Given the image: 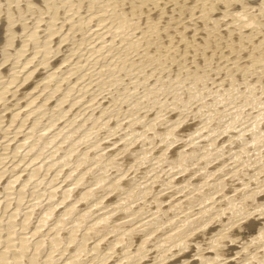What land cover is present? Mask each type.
<instances>
[{"label": "bare ground", "instance_id": "1", "mask_svg": "<svg viewBox=\"0 0 264 264\" xmlns=\"http://www.w3.org/2000/svg\"><path fill=\"white\" fill-rule=\"evenodd\" d=\"M5 0H0V15L1 14V11L4 9V6H2L1 4L4 3ZM8 2V5L9 7L6 9V13L4 16H6L4 18V16L2 15V18H4V20H6V22H0V66L5 64V61L9 58V56H12V54H14L15 57H12L14 58V66H12V68L10 67V69L12 70V73L10 74L9 73V78L8 79H5V80H2L0 81V105L3 104L4 102V98H5V95L6 93H8L9 91V86L12 85L15 80L19 79V77L16 75V74H20V72L22 71H17V70H14L15 68L17 67H20V70H24V68L26 69V66L30 65V63L35 59V56L36 54L40 53V56H41V60L39 62V64H47V60H48V55H50L54 50H51V48L54 49V47L50 46V43H53L52 42V39L54 37H56V33L57 32H60L59 29L61 30V28L58 27V25H56V20L58 21V17H60L61 15H59V8L60 6H58V2L57 3H52L50 0V3H49V11L51 8H54L53 10V15H51V21L47 22V28H45V30H47V34L46 36L44 35L45 40L44 42H39V35L41 30L39 27V22L41 20H36L35 23H34V26L32 28H29V30L27 31L26 28H27V23H23V25H21V31H27L23 37L24 39H22L21 43L20 44V48H18L16 51L11 52L9 51L10 50V47H12V45L14 44L13 40L15 39V34L17 35L16 31H18V29H14V23L17 24L15 21H16V13H15V6H17L18 8V5L19 3L21 2V0H6ZM23 1V0H22ZM60 2V4H62L63 2L66 3V7H65V11L66 13L67 12H70L72 14L76 13V11L79 9V8H83V4L80 5V1L78 0H57ZM24 2V1H23ZM29 2V4H32V6L34 5H38L39 4H36V0L35 1H27ZM47 2V0H46ZM56 2V0H55ZM62 2V3H61ZM44 3V2H43ZM48 3V2H47ZM6 4V3H5ZM86 4V3H85ZM84 4V5H85ZM101 4V7H100V10L98 9V13H96V11L94 12H91L90 14L88 15H85L84 17H82L80 15V17L77 19L79 21V26L82 28V26H86V24H88L89 22L92 21V18H95V21H96V25H100L102 22H105V32L107 33L108 37L104 38V34H106L105 32H103L102 34H100V36L98 35V37L100 38H103L101 43H100V48H97V50H95L94 52H97V51H100L101 49L103 50L105 47H110V45L114 44L115 42L116 43H122L121 46V50H129L130 49H133L135 47H137V44L139 43V41L142 39L143 40V44H145L144 46H146V44H154L153 46H160L161 43L160 41L161 40H164V39H161L165 36H161V33L164 32L165 34V31L167 30L168 31V24L169 22H173V19L176 20V18H180V16L182 17L181 19L179 20H176V22L180 21V20H183L182 23L177 27L175 28V30L171 31L172 28L166 33L167 36L166 38L168 39L167 41H165L164 45L165 47L167 48L166 52L168 53V50H171V49H174L173 50V53L175 54V52L177 51L178 48H174V46L177 44V43H181L182 41H188L187 43L184 41V44L180 45L179 49H182V52L183 53H189V56L191 54V57L193 60H195V56H197V58L199 59V61L201 60V62L203 61L204 64L206 61H208V59L211 57V56H215L213 54L215 53H219V49L218 48H222L221 50H223V55H220V56H223V57H227L229 56L230 54L234 55V57H237V56H241L242 55V58H240L239 56V59H240V62H241V59L243 60V56L245 57L244 61H242V63H239V59L238 60H235L236 62L238 61V63H233L235 65H233L232 63V66L233 68L235 69H238L240 68L242 70V72L244 70H246V72L250 69H254L256 67H260L259 64L261 65V63H264V0H91L89 4H87L90 8H93L95 7L96 5H99ZM125 4H128L124 7H122L123 5ZM6 4V7L8 6ZM64 5V4H63ZM87 5H85V7H87ZM3 8H2V7ZM25 6V5H24ZM31 6V7H32ZM44 6V5H43ZM54 6V7H53ZM82 6V7H80ZM100 6V5H99ZM29 6L27 5V8ZM37 7V6H36ZM41 8H43L42 6H40ZM46 7V6H45ZM51 7V8H50ZM2 8V10H1ZM38 8V7H37ZM62 8V7H61ZM15 9V10H14ZM20 13L21 11L25 10V9H21V7L18 8ZM31 9V8H30ZM40 9V8H39ZM64 9V8H63ZM87 9V8H86ZM96 9V8H94ZM93 9V10H94ZM38 10V9H37ZM92 10V9H91ZM92 10V11H93ZM18 11V13H19ZM152 12L153 15H151L150 13ZM52 12V11H51ZM149 12V13H148ZM4 13V12H3ZM27 13V12H25ZM100 13V14H99ZM22 14H24L22 12ZM28 14V13H27ZM34 14V13H33ZM43 14V13H42ZM45 14V13H44ZM20 15V14H18ZM29 15V14H28ZM39 15V14H38ZM77 15V14H76ZM84 15V14H83ZM43 16V15H42ZM1 17V16H0ZM34 16H32V19H33ZM65 17V16H64ZM70 17V16H69ZM68 17V18H69ZM82 17V18H81ZM28 18H31V17H28ZM47 18V17H45ZM77 18V17H76ZM139 18H142L144 20V24L147 25V28L144 27V32L143 30H141V27H139L140 29H137V30H141V32L143 33V35L145 36H140V34H137L139 35L138 37H136V39L132 38L131 36V31L134 29H136L138 26H141L142 24L139 22V24H137L138 26L135 27L134 25L136 24L135 21H137V19ZM25 19V18H24ZM31 19V20H32ZM62 19V18H61ZM70 19V18H69ZM72 20L75 19L74 18H71ZM198 20L199 22V26L196 28L194 27V25H196L197 21L195 22L194 21ZM49 20V18H48ZM64 20V18H63ZM174 20V22H175ZM33 21V20H32ZM70 21V20H69ZM94 21V22H95ZM141 21V20H140ZM34 22V21H33ZM43 22V20H42ZM74 21H72L73 23ZM92 22V23H94ZM142 22V21H141ZM202 22V24H201ZM31 23V22H30ZM28 23V24H30ZM76 23V22H75ZM138 23V22H137ZM180 23V22H178ZM58 24V22H57ZM63 24V23H62ZM78 24V22L76 23ZM174 24V23H173ZM176 24V23H175ZM31 25V24H30ZM43 25V24H42ZM41 25V26H42ZM69 25V24H68ZM103 25V24H101ZM145 25V26H146ZM29 26V25H28ZM40 26V27H41ZM45 26V25H44ZM134 26V27H133ZM144 26V25H143ZM142 26V28H143ZM58 27V28H57ZM64 27V26H63ZM76 27V25H75ZM90 27V26H89ZM101 27V26H100ZM170 27V26H169ZM172 27H175V26H172ZM194 27V29H193ZM205 27V28H204ZM39 31H38V29ZM96 28V27H94ZM145 28H146V32H145ZM91 29V28H90ZM103 29V28H102ZM44 30V31H45ZM93 30V29H92ZM91 30V31H92ZM98 30V29H97ZM126 30H128L126 32ZM134 30L132 31L134 33ZM188 30H193V36L191 39L190 38V34L187 33ZM19 32H20V29H19ZM40 32V33H39ZM46 32V31H45ZM89 32V31H88ZM87 32V33H88ZM172 32V33H171ZM189 32V31H188ZM21 33V32H20ZM91 33V32H90ZM89 33V34H90ZM132 33V34H133ZM145 33V34H144ZM63 34V33H62ZM189 34V35H188ZM135 35V34H134ZM136 35V36H137ZM41 36V35H40ZM53 36V38H51ZM58 36V35H57ZM61 38L60 40L58 41L59 43L60 42H64L65 43V39H66V35H60ZM59 36V37H60ZM106 36V35H105ZM22 37V38H23ZM42 37V36H41ZM96 37V36H95ZM115 37H118L115 38ZM135 37V36H134ZM44 39V38H43ZM98 39V38H97ZM114 42V40H116ZM68 40V39H67ZM95 40V38H94ZM141 40V41H142ZM140 41V42H141ZM57 42V43H58ZM92 42V41H91ZM95 42V41H94ZM163 42V41H162ZM33 43V53H32V56L28 57V59H26L24 62H20V58L23 56V53H25V48L27 46H29V44ZM102 43L105 44L102 46ZM115 43V45H116ZM160 43V44H159ZM15 44L16 43V40H15ZM142 44V43H141ZM92 45V44H91ZM163 45V46H164ZM212 45V46H211ZM62 46V45H61ZM162 46V47H163ZM140 47V45H139ZM142 47V46H141ZM147 49L151 48V45L149 47L146 46ZM145 47V48H146ZM152 47V48H154ZM164 47V48H165ZM176 47V46H175ZM28 48V47H27ZM26 48V49H27ZM118 48V47H117ZM138 48V47H137ZM144 48V51H139V52H143V55H144V58L147 59H153L152 60V63L154 60H158V52L157 50L153 52L149 50H145ZM159 48V47H158ZM29 49V48H28ZM56 49V48H55ZM61 49L63 50L64 47ZM75 49V48H74ZM114 49V48H113ZM142 49V48H140ZM157 49V47H156ZM162 48L160 47L159 50H161ZM178 49V52L181 50ZM31 50V49H30ZM60 50V49H59ZM137 50V49H135ZM158 50V51H159ZM29 51V50H28ZM56 51V50H55ZM80 51V50H79ZM104 51V50H103ZM121 51V52H122ZM124 51V52H125ZM134 50H132L133 52ZM163 51L165 52V50L163 49ZM175 51V52H174ZM27 52V50H26ZM61 52V51H60ZM112 52V51H111ZM120 52V53H121ZM127 52V53H128ZM136 52V51H135ZM138 52V50H137ZM177 52V53H178ZM56 54L58 53V50L57 52H55ZM54 53V54H55ZM74 53V52H73ZM113 53V52H112ZM126 53V52H125ZM124 53V54H125ZM61 54V53H60ZM123 54V55H124ZM131 54V53H129ZM128 54V55H129ZM140 54V53H139ZM159 54H161L159 52ZM165 55V53H162V55ZM169 54V55H168ZM168 57L170 59V61L173 59V54L171 53H168ZM222 54V53H221ZM96 55V54H95ZM141 54V58L143 56ZM178 55V54H176ZM175 55V56H176ZM182 55V54H181ZM180 55V56H181ZM219 55V54H217ZM69 56V55H68ZM115 56V55H114ZM113 56V57H114ZM118 56V55H117ZM120 56V55H119ZM126 56V54H125ZM138 56V55H137ZM174 56V57H175ZM184 56V55H183ZM51 57V55H50ZM74 57V56H73ZM72 57V58H73ZM116 57V56H115ZM132 57V56H131ZM160 57H163L160 55ZM179 57V55H178ZM225 57V58H226ZM232 57V56H231ZM11 58V57H10ZM101 58V56H100ZM119 58V57H117ZM122 59V56L120 57ZM126 58V57H125ZM158 58V59H157ZM166 58V59H167ZM180 58V57H179ZM178 58V59H179ZM182 58L184 57H181L180 59V62H182ZM187 58V57H186ZM189 58V57H188ZM212 58V57H211ZM210 60L213 61L212 59H214V57ZM218 58V56H217ZM215 58V59H217ZM230 58V56H229ZM38 59V58H37ZM112 59V58H111ZM116 59V58H115ZM130 59V56L129 58ZM127 59V60H128ZM161 59V58H160ZM176 59H177V56H176ZM177 59V61H179ZM191 59V60H192ZM231 59V58H230ZM53 60V59H52ZM113 60V59H112ZM120 60V59H119ZM133 60V58H132ZM131 60V61H132ZM139 60V59H137ZM143 60V58H142ZM188 60V59H187ZM222 60V59H221ZM229 60V59H228ZM227 60V61H228ZM8 61V60H7ZM36 61V60H35ZM49 61V60H48ZM116 60H114L115 62ZM124 61V59L122 60ZM141 61V60H140ZM144 61V60H143ZM151 61V60H150ZM149 61V62H150ZM159 61V60H158ZM210 61V62H211ZM216 61V60H214ZM226 61V60H225ZM226 61V62H227ZM233 61V62H235ZM65 62V61H64ZM80 62V61H79ZM79 62H76L75 64V68H80L81 65L79 64ZM118 62V61H117ZM115 62V63H117ZM125 62V61H124ZM129 63L127 64H131L130 61L128 60ZM133 62H136L133 60ZM132 62V63H133ZM157 62V61H155ZM185 62V61H184ZM209 62V61H208ZM20 64L17 66V64ZM35 63V62H34ZM112 63V62H111ZM121 63V62H120ZM123 63V64H125ZM138 63V62H137ZM145 63V62H144ZM162 63V62H161ZM164 63H167L164 61ZM171 63V62H170ZM173 63H176L174 60L172 62ZM198 63V62H197ZM196 63V65H197ZM230 63V62H229ZM12 64V63H11ZM54 64V62H53ZM114 64V63H113ZM126 64V65H127ZM143 64V62H142ZM159 64V63H157ZM163 64V63H162ZM200 64V62H199ZM198 64V65H199ZM203 64V65H204ZM207 64V63H206ZM212 64V63H211ZM223 64V63H222ZM6 65V64H5ZM84 65V63H83ZM124 65V66H126ZM146 65L148 64H145V67ZM170 65V64H169ZM167 65V66H169ZM174 65V64H173ZM186 65V64H185ZM184 65V66H185ZM191 65V64H190ZM195 65V64H194ZM198 65L197 66H194V68L196 67L198 69ZM201 65V66H203ZM64 66V65H63ZM111 66V65H110ZM109 66V67H110ZM122 67V65H120ZM124 66L122 68H124ZM134 68L137 66V64L135 63L134 65H132ZM150 66V65H149ZM147 66V67H149ZM157 66V65H156ZM159 66V65H158ZM164 66V64L162 65ZM178 66V65H177ZM182 66V67H184ZM209 66V65H208ZM225 66V65H224ZM31 67V66H30ZM35 67V65H34ZM30 68L28 69L29 71L25 72L24 71V74L21 73V78L20 80L23 82H25L26 80H28L33 74V68ZM45 67V66H44ZM108 67V66H106ZM118 67V66H117ZM129 67V66H128ZM138 67H141L138 65ZM135 68V69H138ZM144 67V68H145ZM173 68V66H171ZM186 67V66H185ZM184 67V68H185ZM220 67V66H219ZM223 67V66H222ZM36 68V67H35ZM73 68V69H75ZM105 67H103L104 69ZM120 68V69H122ZM151 68V67H150ZM154 68V67H153ZM161 67H159L160 69ZM164 68V67H163ZM167 67L165 66L164 70L166 69ZM170 68V69H172ZM177 68V67H176ZM192 69L194 70L193 73L195 71H197L196 69ZM203 68V67H202ZM221 68V67H220ZM228 68V67H227ZM232 68V67H231ZM6 69V68H5ZM9 69V70H10ZM42 69V68H41ZM59 69V68H58ZM125 69H127V66L125 67ZM131 69V68H130ZM133 69V68H132ZM131 69V70H132ZM149 69V68H148ZM155 69V68H154ZM157 69V68H156ZM158 69V70H159ZM180 69V68H179ZM210 69V68H209ZM2 69L0 68V74H1V71ZM129 71V68L127 69ZM139 70V69H138ZM144 70V69H143ZM147 70V69H146ZM152 70V68H151ZM162 70V69H160ZM169 70V69H168ZM181 70V69H180ZM179 70V71H180ZM200 70V68H199ZM214 70V69H213ZM213 70L211 72H213ZM220 70V69H219ZM225 70V69H224ZM233 70V69H232ZM253 70V71H254ZM260 70V69H259ZM37 71V70H36ZM43 71V70H42ZM72 71V70H71ZM121 71V70H120ZM124 71V70H123ZM133 71V70H132ZM148 71V70H147ZM157 71V70H156ZM187 71V70H186ZM217 71V70H216ZM229 71V70H228ZM233 71H236V70H233ZM251 71V70H250ZM248 71L247 72V76L249 75L248 73L250 72ZM258 71V70H257ZM130 72V71H129ZM150 72H153V71H150ZM149 72V74H150ZM158 72V71H157ZM160 72V71H159ZM162 72V71H161ZM164 72V71H163ZM167 72V70H166ZM174 73V71H172ZM182 72V71H181ZM218 72V71H217ZM239 72V71H238ZM237 72V73H238ZM256 72V71H255ZM74 73V72H73ZM72 73V74H73ZM141 73V72H139ZM156 73V72H155ZM154 73V74H155ZM185 73V71H184ZM196 73V72H195ZM229 73V72H228ZM241 73V72H240ZM245 73V71H244ZM259 73V72H258ZM40 74V72H39ZM56 74L55 71H51V72H47V75L42 77V82L40 80V84L39 86H33L30 87V92H28L27 94L29 95V97L27 98L26 102H25V105H27L29 108L23 110H20L19 107L15 108V110H13L12 112H10L11 114V118H12V122H14L15 120H17V118L20 117L21 121L19 122V126H18V129L20 130L24 125H25V122L27 120V118L29 117L30 114L34 113L35 111L36 112H39V113H42L43 109L45 108V106L47 104H45V102H47L46 100L48 99V97H46L45 99H41L42 101H39V97L41 95V91L44 90L45 87L49 86V83L50 81L52 82V79L54 78V75ZM71 74V73H70ZM133 74V73H132ZM135 74V73H134ZM158 74H161V73H158ZM187 74V73H186ZM192 73H190L191 75ZM204 74V73H203ZM251 74V73H250ZM76 75V74H75ZM114 75V73H113ZM146 75V74H144ZM153 75V74H152ZM151 75V76H152ZM156 75V74H155ZM163 75V74H162ZM176 75V74H175ZM181 75H183L181 73ZM188 75V74H187ZM213 74H211L212 76ZM234 76V74H232ZM241 75V74H239ZM243 75V74H242ZM245 75V74H244ZM252 75V74H251ZM255 75V74H254ZM258 75V74H257ZM256 75V76H257ZM20 76V75H19ZM35 76V75H34ZM39 76V75H38ZM56 76V75H55ZM70 76V75H69ZM68 76V77H69ZM74 76V75H73ZM143 76V73L142 75ZM147 76V75H146ZM154 76V75H153ZM152 76V77H153ZM157 76V75H156ZM184 76V75H183ZM196 76V75H195ZM237 74L234 76V78H237L236 77ZM253 76V75H252ZM255 76V77H256ZM1 77V76H0ZM33 77V76H32ZM57 77V76H56ZM67 77V76H66ZM179 77V76H178ZM177 77V78H178ZM186 77V76H185ZM215 77V76H214ZM239 77V76H238ZM259 77V76H258ZM256 77V78H258ZM264 77V76H263ZM41 78V77H40ZM64 78V77H63ZM115 78V77H114ZM144 78H146L144 76ZM155 78V77H154ZM180 78V77H179ZM189 78V77H188ZM217 78V77H216ZM233 78V79H234ZM241 78V77H239ZM238 78L239 81H241L240 79ZM245 78V77H244ZM253 78V77H252ZM105 79V78H104ZM116 79V78H115ZM132 79V78H131ZM134 79V77H133ZM147 79L149 80L150 79V75H149V78L147 77ZM172 79V78H171ZM181 79V78H180ZM179 79V80H180ZM183 79V78H182ZM181 79V80H182ZM190 81L191 78H189ZM193 79V78H192ZM229 79V78H227ZM232 79V78H230ZM248 79V78H247ZM251 78H249L250 80ZM1 80V79H0ZM62 80V79H61ZM59 80V82L61 81ZM140 80V79H139ZM153 80V79H152ZM156 80V79H155ZM158 80V79H157ZM185 80V79H183ZM198 80V79H197ZM223 80V79H222ZM235 80V79H234ZM237 80V79H236ZM237 80V81H238ZM255 80V79H254ZM260 80V79H259ZM32 81V80H31ZM138 81V80H137ZM150 81V80H149ZM186 81V80H185ZM189 81V82H190ZM221 81V80H220ZM231 81V80H230ZM233 81V80H232ZM231 81V82H232ZM235 81V82H237ZM238 81V82H239ZM248 81V80H247ZM250 81H253L252 79ZM248 81V82H250ZM264 81V79L262 80V82ZM19 82V81H18ZM57 82V81H56ZM62 82V81H61ZM104 82V81H103ZM145 82V81H144ZM158 82V81H157ZM168 82V80H167ZM165 82V83H167ZM194 82V81H193ZM200 82V81H199ZM198 82V83H199ZM259 82V81H258ZM64 83V82H62ZM76 83V82H75ZM78 83V82H77ZM126 83V82H125ZM143 83V82H141ZM163 83V82H162ZM181 83V82H179ZM216 83V82H215ZM218 83V82H217ZM224 83V82H223ZM226 83V81H225ZM245 83V81H244ZM257 83V81H256ZM255 81H254V84H256ZM260 83V82H259ZM20 84V83H19ZM28 84V83H27ZM33 84V82H32ZM57 84V83H56ZM67 84V83H66ZM109 84V83H108ZM157 84V83H156ZM155 84V85H156ZM184 84V82H183ZM229 84V83H228ZM232 84H234L232 82ZM241 84H243L241 82ZM247 84V83H246ZM250 84V83H249ZM261 84V83H260ZM259 84V85H260ZM17 85V84H16ZM15 85V86H16ZM35 85V84H34ZM75 85V84H74ZM116 85V84H115ZM138 85V84H137ZM162 85V84H161ZM169 85V84H168ZM182 85V83H181ZM235 85V84H234ZM245 85V84H244ZM243 85V87H244ZM264 85V83H263ZM19 86V85H17ZM16 86V87H17ZM60 85H57L56 87V90L59 88ZM62 86V85H61ZM133 86V85H132ZM157 86V85H156ZM175 86V85H174ZM187 86V85H186ZM213 86V85H211ZM221 86V84H220ZM224 86V85H223ZM222 86V87H223ZM226 88H227V85L225 84ZM237 86V85H236ZM250 86V85H249ZM253 86V83L252 85ZM250 86V87H251ZM262 86V85H261ZM261 86H259L261 88ZM72 87V86H71ZM180 87V86H179ZM178 87V88H179ZM188 87V86H187ZM199 87V86H198ZM229 87V86H228ZM230 87H232L230 85ZM239 88H241L240 90L242 91V87L238 86ZM248 86L246 85V88ZM254 88H256L255 90L257 91V88L259 89V87H255L253 86ZM264 87V86H263ZM262 87V88H263ZM38 88V91H34L32 92L33 90L37 89ZM129 88V87H128ZM156 88V87H155ZM159 88V87H157ZM177 88V86L175 87ZM191 88V87H190ZM221 88V87H220ZM219 88V89H220ZM225 88V89H226ZM245 88V87H244ZM252 88V87H251ZM250 88V89H251ZM61 89V88H60ZM130 89V88H129ZM166 89V88H165ZM174 89V88H173ZM186 89V88H185ZM201 89V88H200ZM203 89V88H202ZM213 89V88H212ZM211 89V90H212ZM217 89V87H216ZM224 89V88H223ZM237 89V88H236ZM17 90V89H15ZM59 90V89H58ZM156 90V89H155ZM164 90V89H163ZM193 90V89H192ZM191 90V92H192ZM208 90V89H207ZM218 90V89H217ZM232 90H233V87H232ZM238 90V89H237ZM249 90V89H248ZM247 90V91H248ZM253 90V89H251ZM72 91V88L71 89H67L66 93L60 97L59 101H58V106L60 107V105H62L65 101V99L67 98L69 92ZM154 91V90H153ZM177 91V90H176ZM214 91V90H213ZM219 91V90H218ZM222 91V90H221ZM230 91H231V88L230 90L228 91L226 89V91H222V92H217V97L218 99H215V103L219 104V103H228L227 101L230 100L228 99L230 96H228L230 94ZM235 91V89L233 90ZM245 91V90H244ZM250 91V90H249ZM260 91V94H264V93H261V89L259 90ZM16 93L18 92L15 91ZM55 92V91H54ZM53 92V93H54ZM162 92V91H161ZM189 92V91H188ZM251 92V91H250ZM253 92V91H252ZM264 92V90H263ZM120 93V92H119ZM128 93V92H127ZM133 93V92H132ZM153 93V92H152ZM236 93H238L236 91ZM239 93H241L239 91ZM239 93L237 94L238 96L237 97H240ZM245 94V92H243ZM247 93V92H246ZM249 93V92H248ZM254 93V92H253ZM256 93V92H255ZM254 93V94H255ZM14 94V93H12ZM20 94V93H18ZM79 94V93H78ZM149 94V93H148ZM181 94V93H180ZM189 94H191L189 92ZM194 94V93H193ZM199 94V98L203 100L205 99V95H203V97L201 98L200 97V94L201 93H198ZM203 94V93H202ZM209 94H213V96L215 95V93H210ZM235 94V93H234ZM253 94V95H254ZM17 95V94H16ZM22 95V94H20ZM19 95V96H20ZM120 95V94H119ZM161 95V94H160ZM195 95V94H194ZM208 95V94H207ZM242 95V94H241ZM248 94H246L247 96ZM250 95H252L250 93ZM258 96V93L256 94ZM51 96V94L49 95V97ZM116 96V95H115ZM172 96V95H171ZM232 96L234 97L235 95L232 94ZM260 98H261V95H259ZM259 96L256 98H252L255 102L253 103V100H250V96H247L246 98L249 100V101H252V104L254 105V107H256L255 111L254 112H248L247 114L243 115V110L242 108L245 106L246 102L240 104V105H235V104H239L241 103L240 101L239 102H235V104H232L234 105V109H232L233 111L229 112L230 113V118L228 119L227 123L223 124L224 127L222 130L219 129V131H214V128H209L206 130V127L209 125L208 123H210V118L211 120L215 118V110H214V107L213 110L214 112H211L210 109H205V112L203 113L204 114H208L207 117H205L206 119L203 118V121L204 124L202 123V125L200 126H196L194 128V126L190 127V125H186L185 127H182L181 130L179 131H175V128L177 126H179L178 124L181 122V120L183 119V117L179 118V119H176L175 121H172V123H170V125H168V127L166 129H164L162 132H155L156 130H158L157 128V124L158 123H155L156 124V127L157 128L156 130H154V132L149 133L148 135L146 136V140L147 138H149L150 140L146 143L145 147L143 148V150H141V154H139L137 156V162H138V165L139 164H142L143 163V159L146 158V154L149 152H153L151 151V149H155L156 145H154V141L157 140L158 143L159 142H163L164 145L162 146L161 143V147L159 149H161L160 151L158 152H161L160 154L158 152H156L157 155H154L156 156L155 158V162L153 164V166H151V169L149 172H151V170H154L157 166H160L158 164H160V162H162L163 160H165L164 162L166 163V165H168L169 169L166 171H171V170H174L175 173H170L168 174V177L167 179L165 180L166 181V185L167 186H170L172 184H174V179L176 180V178H173L172 176L178 174V173H181L183 172L185 169H187L191 163L192 165H194V161H198L199 159L202 160L201 163H203V165L201 167H199V170L202 168H206V166H208V164H212L211 162L216 158L217 160V156L218 155V152L221 151V149L223 148L224 149V146L223 145H219L217 143V139L220 137V135H223V133H228L229 131V137L230 138H233L236 139V141L238 142V145H237V150L238 152L235 153V154H231L232 157H239L241 159V155H244V153H247L250 151V149H255V150H258L256 152H259L260 155H262V157L264 156V97H262V99H259ZM98 97V96H97ZM117 97V96H116ZM130 97H131V93H130ZM177 97H178V93H177ZM193 97V95H190V98ZM212 97V96H211ZM236 96L234 98H237ZM243 97V95H242ZM245 97V96H244ZM10 98V97H9ZM75 98V97H74ZM172 98V97H171ZM182 98V97H181ZM186 98V97H185ZM188 97V100L190 99ZM231 98V97H230ZM250 98V99H249ZM52 99V98H51ZM94 98H92L93 100ZM122 99V98H121ZM124 99V98H123ZM170 98L167 99V101L169 100ZM175 99L176 101H179L178 98H176L175 96ZM173 99V100H175ZM178 99V100H177ZM198 99V98H197ZM232 99V98H231ZM239 99V98H238ZM19 100V99H18ZM103 100V99H102ZM115 100V99H114ZM161 100V98H160ZM185 100V99H184ZM199 100V99H198ZM240 100V99H239ZM246 100V99H245ZM20 101V100H19ZM18 101V102H19ZM50 101V100H48ZM68 101V99H67ZM81 101V100H80ZM170 101V100H169ZM175 101V102H176ZM192 101V100H191ZM226 101V102H224ZM232 101H234V99H232ZM6 102V101H5ZM9 102V101H8ZM16 102L17 104H20ZM165 102V101H164ZM163 102V103H164ZM186 102V101H185ZM205 102V100H204ZM214 103V100L212 101ZM15 103V104H16ZM24 103V102H23ZM77 103L76 102H73L71 104V106H75L74 104ZM93 103V102H92ZM170 103H173L172 101H170ZM179 103V102H178ZM203 103V102H202ZM215 103H214V106H215ZM234 103V102H233ZM10 104V103H9ZM15 104H11V105H15ZM148 104V103H147ZM196 105V103H194ZM201 104V103H200ZM199 104V105H200ZM205 104V103H204ZM209 104V103H208ZM211 104V103H210ZM217 104V107H219ZM251 104V103H249ZM10 105V106H11ZM33 105V106H32ZM96 105V104H95ZM108 105V104H107ZM137 105V104H136ZM169 105V104H168ZM186 105H188V103H186ZM198 105V104H197ZM202 105V104H201ZM206 105V104H205ZM204 105V106H205ZM229 105V104H228ZM230 108L231 109V107ZM2 106V105H1ZM6 106V105H5ZM17 106V105H16ZM48 106V105H47ZM70 106V107H71ZM124 106V105H123ZM142 106V105H141ZM164 106V105H163ZM183 106V105H182ZM185 106V105H184ZM203 106V105H202ZM200 106V107H202ZM221 106V104H220ZM224 106V105H223ZM226 106V105H225ZM247 106V105H246ZM245 106V108H247ZM250 106V105H249ZM4 107V106H2ZM1 107V108H2ZM22 107V105L20 106ZM25 107V106H24ZM69 107V108H70ZM132 107V106H131ZM180 107V106H179ZM210 107V106H209ZM208 107V108H209ZM252 107V106H251ZM68 108V109H69ZM101 108V107H100ZM109 108V107H108ZM137 108V107H136ZM149 108V107H148ZM158 108V107H157ZM181 108V107H180ZM190 109V107H187ZM205 108V107H203ZM207 108V107H206ZM211 108V110H212ZM216 108V107H215ZM227 107H225L226 109ZM228 108L226 109V113L230 110H228ZM71 109V108H70ZM155 109V108H154ZM182 109V108H181ZM185 109V108H184ZM188 109V110H189ZM194 109V108H193ZM198 109V107L196 108ZM201 109V108H200ZM219 109V108H218ZM222 109V108H221ZM244 109V108H243ZM47 110V109H44V111ZM64 110V109H63ZM124 110V109H123ZM151 110V109H150ZM224 110V109H223ZM106 111V110H104ZM109 111V110H108ZM204 110H201V112H203ZM220 111L222 110H219V113ZM248 111V109L246 110ZM8 112V110H7ZM68 112V110L66 109L61 115L57 116V119H60L61 117H63L66 113ZM184 112V111H183ZM182 112V113H183ZM211 112V113H210ZM216 112H218L216 110ZM224 112V111H222ZM44 113V112H43ZM159 113V112H158ZM192 113V112H191ZM210 113V114H209ZM246 113V112H245ZM57 114V113H56ZM79 114V113H78ZM105 114V112H104ZM132 114V113H131ZM161 114V113H160ZM213 114L215 116H213ZM218 114V113H217ZM228 114V113H227ZM9 115V114H8ZM39 115V114H38ZM166 115V114H165ZM185 115V114H184ZM193 115V114H192ZM242 115V117H241ZM247 115V116H246ZM34 116V115H33ZM48 116V115H47ZM78 116V115H77ZM81 116V115H80ZM187 116V115H185ZM184 116V117H185ZM213 116V118H212ZM1 117V116H0ZM53 117V116H52ZM72 117V116H71ZM102 117V116H100ZM99 117V118H100ZM117 117V116H116ZM133 117V116H132ZM138 117V116H137ZM192 117V116H190ZM75 118V117H74ZM106 118V117H105ZM113 118V117H112ZM141 118V117H140ZM145 118V117H144ZM157 118V117H156ZM161 118V116H160ZM163 118V117H162ZM186 119H188V117H185ZM193 118V117H192ZM218 118V117H217ZM220 118V117H219ZM243 118L246 119V121H243ZM5 119V118H4ZM7 119V118H6ZM29 119V118H28ZM38 119V118H37ZM56 119V118H54ZM97 119V117H96ZM132 119V118H131ZM195 119V118H194ZM216 119V118H215ZM2 119H0V124H1V121ZM50 120V119H49ZM61 120V119H60ZM73 120H76V119H73ZM73 120H71L68 125H71L73 124ZM90 120V119H88ZM95 120V119H94ZM103 120V119H102ZM110 120V119H108ZM133 120V119H132ZM131 120V121H132ZM139 120H143L142 119H139ZM148 120V119H147ZM153 120H156V119H153ZM184 120V119H183ZM212 120V121H213ZM39 121V120H38ZM115 121V120H114ZM188 121V120H187ZM190 121V120H189ZM195 121V120H194ZM56 122H59V121H53L51 120L49 123L45 124L42 126V128L39 130V133L37 134L36 133V137H37V143L36 142H32L31 141H28L32 136H34V132L36 131L35 127L37 126V120L35 122H33L32 124H30V127H32L26 135H24L23 137H21L20 139H18V143L15 144V146L13 147L14 150H12L14 152L13 157H15L17 154H19V152L22 154V157L20 158V163L25 160V158L27 159L28 156L29 159H27V161L23 162V164H26L25 167H28L25 168V167H21L22 169L20 171H16L14 172V169L12 171V173L14 172V174H11V176H9L8 178H6L5 180L2 178L3 175L5 174L4 171L1 169L0 170V192H2L3 190L5 191V195L4 196V199L1 201L0 200V264H114V262L112 263H108V260L109 258H111V256L113 255V253L118 249V247H120V251L121 253H119L120 257L117 258V260H115V262L117 261H122L123 263L127 262V264H139L140 261H143L142 258H144V256L146 255V259H147V245H146V241H149L148 238L150 237L151 234H153L154 232H156L157 230H160L158 229L159 227L163 226V224H165L166 226V222L169 221V219H172V217L174 215H169V217L167 218H159V216H154V213L152 212V215L151 216H154L152 217L151 219H148V220H145L143 221L142 223H140L139 225H131L129 222H131L135 217L133 215H135L139 209V204H138V207L134 210H132L127 216H125V218L127 219V217L129 216H133L131 217L130 219L128 220H123L119 223L112 225V229L109 228V224L110 222H114V221H119L121 220L120 218H117V219H114L113 218V221H111L112 219V216H111V213L112 211H114L113 209L109 210L108 211L106 210L105 212H102L101 214H98L96 217L94 218H90L92 216V213L91 212V209L90 211L89 210H86V209H83V211L81 212H78V214L75 216V217H71V214L73 212H75L76 210V204L81 201V200H85V199H89V197H92L93 198V195H95V193L97 192L98 189H102L103 188H107L105 189L106 190V193H110V191L116 189L117 187H120L122 190L123 187H126L125 186V183L124 181L122 182L120 180V175L118 176H115V178H111L109 179L107 175H99L97 178H95V180L93 179V182L90 183L89 185H87V187H84L83 190H78L77 188H75L76 186L80 185L82 186V184H85V182H87V180L85 179L84 175H87L86 173V170L87 168H84V169H80V165L83 166L84 164V161H85V158L86 156H88L90 153L87 154V152H91V151H86L84 149V151L81 153L80 151V156L77 158V159H74L73 160V154L72 152L73 151H76L75 149L77 148L78 149V145L77 147L75 146L76 144H79L80 146V143H78L79 141L82 142V140H84L85 138H88V131L86 133H84L82 136L79 137V139H75L74 137L76 133H78V128L81 127V125H79V127H73V128H68L67 131H64L62 132L61 130H57V132L55 131V133H52L51 135L48 134L49 136L46 135V133L48 132L49 128H52V126L54 125V123ZM87 122V119L86 121ZM107 122L109 121H104L102 124L105 125ZM113 122V121H111ZM138 122V121H137ZM152 122V121H151ZM156 122V121H155ZM184 122V121H182ZM115 123V122H113ZM215 123V122H214ZM223 123V122H222ZM110 124V123H109ZM126 124V123H125ZM128 124H131V122H129ZM127 124V125H128ZM134 124V123H133ZM149 124V123H148ZM148 124H147V127H148ZM153 124V123H152ZM153 124V126L155 125ZM184 124V123H183ZM193 124V123H192ZM198 124H200L198 122ZM197 124V125H198ZM208 124V125H206ZM213 124V123H212ZM56 125V124H55ZM96 125V124H95ZM94 125V126H95ZM120 125V124H119ZM135 125V124H134ZM152 128L153 126L151 125V123L149 124ZM167 125V124H166ZM185 125V124H184ZM196 125V124H195ZM83 126V125H82ZM126 126V125H125ZM130 126V125H129ZM159 126V125H158ZM211 126V125H210ZM218 126V125H217ZM54 127V126H53ZM65 127V126H64ZM121 127V126H120ZM137 127V125H136ZM151 127H148L150 131H152L153 129ZM180 127V126H179ZM216 127V126H215ZM5 128V127H4ZM37 128V127H36ZM106 128V127H105ZM143 128V127H142ZM178 128V127H177ZM176 128V129H177ZM194 128V129H193ZM204 128H205V131H204ZM219 128V127H218ZM91 129V128H90ZM100 129V128H99ZM104 129V128H102ZM147 129V128H146ZM161 129V128H160ZM193 129V130H192ZM217 129V128H216ZM233 129H236L235 131ZM81 130V129H80ZM92 130V129H91ZM133 130H136V128H133L132 127L129 129V131L126 132V134L128 135V137H125L128 139L130 138V140H127V141H130V143H128L129 145L130 144H134L136 142V140H138L137 138H140L141 136H144V133L142 132H138L136 131L135 134L137 135H132L133 134ZM139 130H141L139 128ZM148 130V129H147ZM148 130V131H149ZM162 130V129H161ZM218 130V129H217ZM230 130H233V131H230ZM1 131V130H0ZM78 131V132H77ZM97 131V129H96ZM111 131V130H110ZM143 131V130H141ZM160 131V130H159ZM8 132V131H6ZM20 131H16V134L13 135L12 137H7V140H12V138H14L15 136H17V134L19 133ZM62 132V134L60 133ZM98 132V131H97ZM108 132V131H107ZM50 133V132H49ZM83 133V132H82ZM92 133V132H91ZM132 133V134H131ZM12 134V133H11ZM119 134V133H118ZM20 135V134H19ZM77 135V134H76ZM91 135V134H90ZM130 135V136H129ZM132 135V137H131ZM60 136V137H59ZM92 136V135H91ZM157 136V137H156ZM228 136V135H227ZM226 136V137H227ZM90 137V136H89ZM117 137V136H116ZM157 138L154 140V138ZM204 139V141H198L196 142L195 140H197L198 138H201ZM218 137V138H217ZM222 137V136H221ZM225 137V136H224ZM6 138V137H5ZM33 138V137H32ZM73 138V140H72ZM78 138V136H77ZM123 138V137H121ZM184 139L185 142L184 144L182 145L183 146V149H180L178 148L175 155L170 153L168 154V150L173 146L172 144L174 142H176L177 140H180V139ZM35 139V137L33 138ZM92 139V138H91ZM95 139V138H94ZM100 139V138H99ZM111 139V138H109ZM233 139V140H234ZM32 140V139H31ZM101 140V139H100ZM99 140V141H100ZM118 140V139H117ZM116 140V141H117ZM124 140V139H123ZM135 140V142H134ZM141 140V139H140ZM201 140V139H200ZM232 140V141H233ZM34 141V140H32ZM38 141H41L39 142V146L38 145ZM85 141V140H84ZM98 141V142H99ZM106 141V139H105ZM104 141V142H105ZM143 141V140H142ZM181 141V140H180ZM183 141V140H182ZM195 141V142H193ZM221 144V141L218 140ZM231 141V140H230ZM1 142V141H0ZM11 142V141H10ZM65 142L67 143L66 144V147H63V145L65 144ZM87 142V141H86ZM96 141V143H98ZM103 142V141H102ZM119 142V141H118ZM138 142V141H137ZM223 142H224V139H223ZM235 142V141H234ZM64 143V144H63ZM76 143V144H75ZM85 143V142H84ZM96 143L92 144L94 145L95 147H97L99 144L97 145ZM107 143V142H106ZM109 143V142H108ZM116 143V142H115ZM193 143V144H192ZM236 143V142H235ZM5 144V143H4ZM127 144V145H128ZM136 144V143H135ZM157 144V143H156ZM177 144V143H176ZM190 145L191 147H188L187 145ZM231 144V143H230ZM38 145V146H37ZM72 145V146H71ZM97 145V146H96ZM103 145V144H102ZM235 145V146H236ZM4 146V149H7L10 145L9 143H6V145H3ZM68 146V147H67ZM93 146V147H94ZM149 146V147H148ZM184 146L188 147V148H184ZM234 146V147H235ZM92 147V146H91ZM104 147V146H103ZM126 147V146H125ZM174 147V146H173ZM229 147V146H228ZM89 148V147H88ZM100 148V147H99ZM232 148V144H231V147ZM50 149V151L48 153L47 150ZM121 149V148H120ZM119 149V150H120ZM126 149V148H125ZM140 149V148H139ZM142 149V148H141ZM144 149H147V150H144ZM222 149V151H223ZM226 149V147H225ZM235 148H233L234 150ZM62 150V152H60ZM91 150V148H90ZM93 150V149H92ZM95 150V149H94ZM114 150V149H113ZM129 150V149H128ZM171 150V149H170ZM227 150H229V148H227ZM236 150V151H237ZM46 151V152H45ZM104 151V150H102ZM140 151V150H139ZM174 151V150H173ZM226 151V150H225ZM252 151L254 150H251L250 152L252 153ZM44 152L46 153V155L44 154ZM96 152V151H95ZM215 152V153H213ZM230 152V151H229ZM92 153V152H91ZM94 153V152H93ZM109 153V152H108ZM115 153V152H114ZM117 153V152H116ZM125 153V152H124ZM136 153V152H135ZM222 153V152H221ZM2 154V153H1ZM12 154V153H11ZM45 156H44V155ZM72 154V156H71ZM75 154V153H74ZM110 154V153H109ZM166 154H168V160H167V157L165 158ZM225 153L223 152V155ZM227 154V153H226ZM229 154V153H228ZM227 154V155H228ZM253 154V153H252ZM258 154V153H257ZM99 155V158H97V160H99L100 158H103V154H98ZM170 155V156H169ZM10 156V155H9ZM105 156V154H104ZM124 156V155H123ZM127 156V155H125ZM129 156V155H128ZM131 156V155H130ZM151 156V155H150ZM153 156V157H154ZM222 156V155H220ZM251 156V155H250ZM94 157V156H93ZM147 157H148V154H147ZM170 157V158H169ZM228 157V156H227ZM231 157V156H230ZM131 158V157H130ZM237 159L238 161L240 159ZM6 160V158L3 156H0V162L3 161V160ZM38 159H40L39 161H37ZM44 159H49L47 160V162H44ZM109 159V160H108ZM108 162H106V164H104V167H112V165H116V160H113L115 159V156L114 158L111 157L109 158L108 157ZM118 159V158H117ZM120 159V158H119ZM136 159V158H135ZM198 159V160H197ZM221 159V158H220ZM223 159V158H222ZM19 160V159H18ZM101 160V159H100ZM122 160V158H121ZM146 160V159H145ZM215 160V161H216ZM225 160V159H224ZM227 160V159H226ZM225 160V161H226ZM229 160V159H228ZM247 160V158H246ZM37 161V162H36ZM88 161V160H87ZM120 161V160H119ZM123 161V160H122ZM142 161V163H141ZM220 161V160H219ZM222 161V160H221ZM224 161V163H225ZM231 161V160H230ZM248 161V160H247ZM258 161V160H257ZM97 162V161H96ZM199 162V161H198ZM217 162V161H216ZM223 162V161H222ZM234 162V161H233ZM243 162V161H242ZM241 162V164H242ZM246 162V161H245ZM259 162V161H258ZM2 163V162H1ZM0 163V164H1ZM71 163V166H69L66 170H63L65 167H67L69 164ZM90 163V162H89ZM129 163V162H128ZM133 163V162H132ZM164 163V164H165ZM197 163V162H196ZM200 163V162H199ZM214 163V162H213ZM251 163V162H249ZM255 163V162H254ZM95 164V163H94ZM98 164V163H97ZM121 164V163H120ZM119 164V165H120ZM238 164V163H237ZM236 164V165H237ZM240 164V163H239ZM264 164V163H262ZM14 165V164H13ZM18 165V164H17ZM85 165V164H84ZM163 165V163H162ZM191 165V167H192ZM198 166V163L196 164ZM193 166V167H196ZM218 165H221L218 164ZM217 165V166H218ZM245 165V164H244ZM248 165V164H247ZM250 165V164H249ZM122 166V164L120 165ZM211 166V165H210ZM209 166V167H210ZM214 166V165H212ZM211 166V167H212ZM225 166V165H224ZM239 166V165H238ZM15 167V166H14ZM20 167V166H19ZM88 167V166H87ZM96 167V166H95ZM103 167V166H102ZM103 167V168H104ZM115 167V166H114ZM124 167V166H123ZM143 167V166H142ZM153 167V168H152ZM167 167V166H166ZM190 167V166H189ZM190 167V168H191ZM210 167V168H211ZM215 167V166H214ZM219 168H221L220 166H218ZM216 167V168H218ZM253 167V165H252ZM256 167V166H254ZM3 168V167H2ZM17 168V167H16ZM99 168V167H98ZM139 168V167H138ZM145 168V167H144ZM165 168V167H164ZM198 168V167H197ZM228 168V167H227ZM86 169V170H85ZM102 169V168H101ZM133 169V168H132ZM140 169V168H139ZM138 169V170H139ZM158 169H161L160 167ZM163 169V168H162ZM194 169V168H193ZM207 169V168H206ZM212 169V168H211ZM223 169V167L221 168ZM220 169V171H221ZM225 169V168H224ZM242 169V168H241ZM263 169V168H262ZM51 170V172L49 173V171ZM111 170V169H109ZM113 170V169H112ZM192 170V168L190 169ZM209 171V169H207ZM213 170V169H212ZM215 170V169H214ZM227 170V169H226ZM232 170V169H231ZM245 170V169H244ZM259 170V169H258ZM25 172L27 171V173L24 175V176H21V172ZM90 171V170H89ZM101 171V170H100ZM156 171H158L156 169ZM164 171V170H163ZM186 171V170H185ZM205 171V173L203 174V179L204 181H202V185L200 186V188H203V186L207 185L209 183V179L208 177L211 178V175L212 173H214L213 171ZM218 171V170H217ZM219 171V172H220ZM233 171V170H232ZM243 171V170H242ZM255 171V170H254ZM6 172V171H5ZM136 172V171H135ZM140 172V171H139ZM139 172H136V173H139ZM159 172V171H158ZM154 173L152 176H151V181H149L150 183H148L147 185L145 184V186H142V187H139L137 186V189H134L132 188V192L131 193H137L139 192V194L142 195L141 198L143 197H146L148 194H151V190L154 189V187H152V184L155 183L157 180L160 179L159 173ZM164 172V173H166ZM196 172V171H195ZM218 172V175H221L219 174ZM224 172V170H223ZM227 172V171H226ZM235 172V171H234ZM238 172V170H237ZM236 172V173H237ZM241 172V171H240ZM246 172V171H245ZM260 171H258L259 173ZM262 172V171H261ZM260 172V173H261ZM92 173V172H91ZM117 173V172H116ZM130 173V172H129ZM135 173V174H136ZM163 173V172H162ZM222 173V172H221ZM228 173V172H227ZM244 173V172H242ZM247 173V172H246ZM254 173V172H252ZM7 174V173H6ZM49 174V176H48ZM109 174V173H108ZM142 174V173H141ZM183 174V173H182ZM224 174H226L224 172ZM23 175V173H22ZM47 175V176H46ZM90 175V174H89ZM95 175V174H94ZM122 175V173H121ZM124 175V174H123ZM122 175V176H123ZM180 175V174H179ZM217 175V173H216ZM227 175V174H226ZM230 175V174H229ZM236 175V174H235ZM234 175V176H235ZM260 175V174H258ZM262 175V174H261ZM260 175V176H261ZM114 176V175H112ZM145 176L147 177V175L145 174ZM164 176V175H163ZM224 176V175H222ZM233 176V175H231ZM230 176V177H231ZM254 176V175H253ZM5 177V176H4ZM90 177V176H88ZM126 177V176H125ZM130 177V175H129ZM144 177V176H143ZM157 177H159V179H156ZM166 177V176H165ZM198 177V176H197ZM202 177V176H201ZM200 177V178H201ZM226 177V176H225ZM229 177V176H228ZM228 177H227V180H228ZM238 177V176H237ZM246 177V176H245ZM256 177V176H255ZM4 180V182L1 180L2 179ZM22 178V180H20ZM123 178V177H121ZM128 179V177H126ZM135 178V177H134ZM139 178V176H138ZM173 178V179H172ZM182 178V177H181ZM190 178V177H189ZM199 178V179H200ZM235 178V177H234ZM254 178V177H253ZM264 178V177H263ZM57 179H60V182H64L65 180L68 181L66 182L65 184H63V186H61L60 184L56 183ZM109 179V181H107ZM208 179V180H207ZM226 179V178H225ZM225 179H222L221 177L217 178L212 182L213 185H214V192L213 193H210L208 191V193L210 194H206L204 195L201 190V195H204V198L202 199V202L201 203H204L201 207L198 208H195V206L193 205V207L195 209H197L196 211H192L190 213V211L188 212H185L186 208L184 209L183 207V204H185L184 202H179L180 200L179 199H176L175 201L171 202L170 206L168 207L170 210H174V211H177L178 213L182 212V213H185L181 218L179 217V219L177 220H174L172 219L173 221H175L173 223V226H171V228L168 230H166L165 226L162 227V229H165V232L164 233V238L162 237V239H158L157 240V237H156V242H155V246H157L159 248V253H158V257H159V261H157L158 263L161 264V262H164L165 260H167V257L169 256H172L170 255L171 252H172V248H177L179 247L178 250H176V252H180L179 250H182V248H185L187 247V242H194V243H198L200 244L202 242L203 239H207L206 236L208 235L209 232L212 233V231L214 230L215 231V234L211 237H209L208 235V241L211 242L209 244V247L210 248V251L208 254H206V256L203 254V252H198L197 256H199L198 258H200L201 260H197L199 262V264H208V263H212V264H215L219 258L222 256V254H224V251L222 253V249L223 246H227V243H230V242H233L235 240H239V238L243 237V236H251L250 237V240H248L247 243H253L254 241H257V244L259 242V247H263L264 248V222L263 223H259L261 222L259 220L258 222V219H261L259 216V214L263 215L264 214V201L262 203H257L259 205L255 206V208H257V210H253V209H248L251 206H253L252 202H250L251 200L249 198H253L252 200H256L254 197L256 194L258 195V192H259V188L256 187V189L254 190H247V191H244V193H241L242 195L240 196H229L227 197L226 195V202H224L223 204H218L219 202L217 201L219 198L218 197H215V193H217L219 190H222L224 188V184L226 183L225 182ZM232 179V177H231ZM239 179V178H238ZM243 179V177H242ZM257 179V178H256ZM130 180V179H128ZM150 180V179H149ZM196 180V179H194ZM211 180H213L211 178ZM240 180V179H239ZM262 180V179H261ZM143 181V180H142ZM147 181V180H145ZM144 181V182H145ZM233 181V180H232ZM234 181H238V180H234ZM256 181V180H255ZM91 182V181H89ZM127 182V180H126ZM158 182V181H157ZM163 182V181H162ZM177 182V181H176ZM187 182V181H186ZM193 183V181H191ZM191 182H187L186 184L189 183V185L191 184ZM200 182V181H199ZM230 182V181H228ZM243 182H245V179L243 180ZM248 182V181H247ZM250 182V181H249ZM261 182V181H260ZM33 185L31 186L30 184ZM35 183V184H34ZM130 183V182H129ZM137 183V182H136ZM140 183V182H138ZM137 183V184H138ZM143 183V182H142ZM178 183V182H177ZM198 183V182H197ZM201 183V182H200ZM211 183V182H210ZM234 183V182H233ZM238 183V182H237ZM87 184V183H86ZM161 184V183H160ZM196 184V183H195ZM251 184V183H250ZM260 184V183H259ZM262 184L264 185V181L262 182ZM60 185V189L58 190V186ZM188 185V186H189ZM227 185V184H226ZM232 185V184H231ZM247 185V183H246ZM255 185V184H253ZM257 185V184H256ZM262 185V186H263ZM29 186H31V188H28ZM107 186V187H106ZM198 186V185H197ZM211 186V185H210ZM230 186V184L228 185ZM227 186V187H228ZM251 186V185H250ZM78 187V188H79ZM94 187V188H93ZM136 187V186H135ZM139 187V188H138ZM190 187V186H189ZM192 188L194 186H191ZM264 187V186H263ZM83 188V187H82ZM168 188V187H167ZM178 188V187H177ZM176 188V189H177ZM186 188V187H185ZM206 188V187H205ZM203 188V189H205ZM222 188V189H221ZM229 188V187H228ZM231 188V187H230ZM237 188V187H236ZM241 188V187H240ZM251 188V187H250ZM77 189V190H75ZM131 189V188H130ZM162 189V188H161ZM210 189V188H209ZM213 189V188H212ZM101 190V191H102ZM118 190V191H120ZM157 190V189H156ZM165 190V189H164ZM186 190V189H185ZM189 190V189H188ZM194 190V189H193ZM199 190V189H198ZM233 190V189H232ZM261 190V189H260ZM130 191V190H129ZM154 191V190H153ZM152 191V192H153ZM181 191V190H180ZM195 191V190H194ZM229 191V190H228ZM235 191V190H234ZM242 191V190H241ZM156 192V191H155ZM183 192V191H182ZM189 192V191H188ZM192 192V191H191ZM220 192V191H219ZM238 192V191H237ZM262 192V190H261ZM260 192V194H261ZM99 192H97L98 194ZM104 193V192H102ZM105 193V194H106ZM185 193V192H183ZM198 193V192H197ZM231 193V191H230ZM96 194V195H97ZM101 194V192L99 193ZM105 194H102L100 197H98V199H94L95 201L93 202V204L91 206H96V205H99L101 203H104V201L102 202L101 201V198H103V195ZM113 194V193H112ZM117 194V193H116ZM130 194V193H128ZM132 194V195H133ZM137 193V195H139ZM177 194V193H176ZM191 194V193H190ZM223 194V192H222ZM221 194V195H222ZM30 195V199L27 198V201L28 203H26V206L21 209V204H22V201L28 197ZM108 195V194H107ZM111 195V194H110ZM131 195V196H132ZM162 195V194H161ZM165 195V194H164ZM179 195V194H178ZM181 195V194H180ZM186 195V194H185ZM195 195H196V192H195ZM199 194H197L198 196ZM221 195L219 197H221ZM229 195V194H228ZM130 195H128L127 197H125L124 200L128 199L129 197L131 198ZM149 196V195H148ZM224 196V195H223ZM222 196V197H223ZM70 197H73L72 200L69 201ZM108 197V196H106ZM105 197V198H106ZM133 197V196H132ZM156 197V196H155ZM165 197V196H164ZM186 197V196H185ZM194 197V196H193ZM193 197H188V199L186 198L185 200L188 201V203H192V201L194 200ZM203 197V196H202ZM258 197V196H257ZM263 197V195L261 196ZM95 198V197H94ZM97 198V197H96ZM147 198V197H146ZM163 198V197H162ZM162 198L159 200V197L158 198H154V203H156V207L157 209H159L158 211H161L162 208L160 207V202L162 200ZM169 198V197H167ZM175 198V196H174ZM104 199V198H103ZM102 199V200H103ZM196 199H200L199 198H196ZM249 203H251L249 205L248 203V200ZM262 199V198H261ZM90 200V199H89ZM105 200V199H104ZM109 200V199H108ZM122 200V201H124ZM135 200V199H133ZM164 200V199H163ZM168 200V199H166ZM201 200V199H200ZM221 200V199H220ZM247 200V201H246ZM260 200V199H259ZM264 200V198H263ZM13 201V202H12ZM46 203H45V202ZM118 201V200H117ZM122 201H118L120 203H122ZM128 201V202H127ZM132 201V200H130ZM144 201V200H143ZM160 201V202H159ZM199 201V200H198ZM24 202V201H23ZM44 202V203H43ZM117 202V203H118ZM125 202H127V204L125 205L126 207L124 208H131L130 204L129 203V199L126 200ZM135 202V201H133ZM215 202H218L217 205L215 204ZM221 202V201H220ZM256 202V201H255ZM88 203V201H87ZM86 203V204H87ZM114 203V202H113ZM162 203V202H161ZM165 202H163L164 204ZM167 203V202H166ZM78 204H81V203H78ZM77 204V205H78ZM84 205V203H82ZM123 204V203H122ZM125 204V203H124ZM123 204V205H124ZM152 204V203H151ZM24 205V204H23ZM62 205V209H60L58 211V213L56 212L57 211V208L60 206L61 207ZM102 205V204H101ZM119 205V204H118ZM117 204L115 206H118ZM121 205V204H120ZM119 205V208L120 207ZM132 205V204H131ZM143 206V204H141ZM140 205V206H141ZM145 205V204H144ZM186 205V204H185ZM256 205V204H255ZM90 206V208H91ZM141 206V207H142ZM146 206V205H145ZM149 206V205H147ZM155 206V205H154ZM153 206V207H154ZM163 206V205H161ZM249 206V207H248ZM23 207V206H22ZM59 207V208H60ZM188 207V206H187ZM248 207V208H247ZM97 208V206H96ZM95 208V209H96ZM114 208V207H113ZM123 208V209H124ZM144 208V207H143ZM142 208V209H143ZM149 208V207H148ZM192 208V206H191ZM194 208L192 210H194ZM79 209V208H78ZM138 209V210H137ZM141 209V210H142ZM146 209V208H145ZM155 209V208H154ZM156 209V210H157ZM182 209V210H181ZM116 210V209H115ZM127 210V209H126ZM144 210V209H143ZM149 210V209H148ZM151 210V209H150ZM227 210V211H226ZM147 211V210H146ZM158 211H155V213ZM165 211V210H164ZM230 212V216L231 217H234L232 221H229L227 223H224L222 224L220 227L216 228L213 226V228L211 227H208L209 224L215 220L216 221V217L218 216H221V215H226L227 212ZM252 211H255L256 215H253L255 213H252ZM125 212V211H123ZM142 212V211H141ZM140 212V213H141ZM162 212V211H161ZM170 212V211H169ZM172 212V211H171ZM228 212V214H229ZM114 213V212H113ZM145 213V212H144ZM164 213V212H163ZM180 213V214H182ZM119 214V213H118ZM125 214V213H124ZM161 214V213H160ZM175 214V213H173ZM227 214V215H228ZM142 214H139L138 216H140ZM176 215V214H175ZM179 215V214H178ZM253 215V216H252ZM138 216H136L138 218ZM147 216V215H146ZM161 216V215H160ZM180 216V215H179ZM251 216V217H249ZM255 216H259L257 217L258 219L256 220L254 217ZM56 218V219H53ZM115 217V216H113ZM135 217V218H136ZM175 217V216H174ZM177 217V215H176ZM226 217V216H225ZM228 217V216H227ZM226 217V218H227ZM264 217V216H263ZM124 219V217H122ZM133 218V219H132ZM148 218V217H147ZM220 218V217H219ZM222 218V216H221ZM31 219L34 220V222L31 221ZM54 220V221H52ZM172 220L170 222H172ZM218 220V218H217ZM228 220V219H227ZM230 220V219H229ZM262 220V219H261ZM52 221V222H50ZM214 221V222H215ZM264 221V220H262ZM137 222V221H136ZM169 222V223H170ZM222 222V221H221ZM128 224V226L125 227V224ZM134 224V223H132ZM171 224V223H170ZM169 224V225H170ZM47 227L46 230H43L44 227ZM153 226L150 230H147L146 228H150V226ZM167 225V226H169ZM172 225V224H171ZM211 225V224H210ZM219 225V224H217ZM259 225V226H258ZM111 226V225H110ZM133 226V227H132ZM143 230L145 231L144 234L142 236H139L137 237L134 233H136L137 231H140ZM200 229V230H199ZM5 233H4V232ZM117 231V232H116ZM99 234V236L96 238L95 236H93L92 238V235H94V233ZM110 232H116L114 234V237L112 242L111 243H107L106 246L104 245V248L102 247V245L104 244H101V240L103 237H105L108 233ZM158 232V231H157ZM162 232V231H161ZM4 233V234H2ZM112 234V233H111ZM210 234V233H209ZM113 235V234H112ZM139 235V234H138ZM157 236V235H156ZM108 237H110V235H108ZM153 237V236H152ZM152 237H150L149 239L151 240L152 242ZM161 237V236H160ZM96 238V239H94ZM154 238V237H153ZM249 238V237H248ZM91 239H94V241L92 243H88L89 240ZM107 239V238H106ZM243 240V238H241ZM111 240V239H110ZM155 239H153L154 241ZM237 240V241H238ZM103 241V240H102ZM201 241V242H200ZM205 241V240H203ZM240 241V240H239ZM125 242V246L121 247L119 246L120 244L123 245L122 243ZM150 242V241H149ZM200 242V243H199ZM243 242V241H242ZM133 243H136L134 248L133 249H129L130 246H133ZM205 243V242H204ZM240 243V242H239ZM246 243V242H245ZM246 243V244H247ZM154 244V243H153ZM190 244V243H189ZM241 244V243H240ZM247 244V245H249ZM149 245V244H148ZM202 245V243H201ZM243 246L244 249H248L249 247L248 246ZM257 245V246H258ZM183 246V247H182ZM207 246V245H206ZM250 246V245H249ZM156 247V248H157ZM225 247V248H226ZM234 247V246H233ZM232 247V249H233ZM241 247V246H240ZM242 247V249H243ZM248 247V248H247ZM258 247V248H259ZM199 248V247H198ZM223 248L224 250L227 251V248L225 249ZM235 248V247H234ZM256 248V247H255ZM257 248V251L259 252ZM262 248V250H263ZM154 249V248H153ZM195 249V248H193ZM250 249H251V246H250ZM260 249V248H259ZM156 250V249H155ZM174 250V249H173ZM205 250V249H203ZM231 250V249H230ZM236 250V248L234 249ZM249 250V249H248ZM261 250V251H262ZM158 251V249H157ZM171 251V252H170ZM188 251V250H186ZM191 251V250H190ZM201 251V250H200ZM225 251V253H227ZM252 251V249H251ZM250 251V254H248V256L246 258H241L243 259V261L241 260L242 264H264V253L263 255H260L261 253H257V251L255 252H251ZM151 252V251H150ZM156 252V251H155ZM189 252V251H188ZM186 252V253H188ZM196 252V251H195ZM207 252V251H206ZM211 252V253H210ZM231 252H233L231 250ZM92 253V257L87 261L86 259H84L83 257L84 256H87L89 254ZM170 253V254H169ZM175 253V252H174ZM181 253V252H180ZM193 253V252H192ZM117 254V253H116ZM173 254V253H172ZM189 254V253H188ZM196 254V253H195ZM154 255V254H153ZM186 255V254H185ZM190 255V254H189ZM192 255V254H191ZM194 255V254H193ZM225 255V254H224ZM224 255L222 258H224ZM237 255V254H236ZM231 256V255H230ZM241 256V255H240ZM115 257V256H114ZM174 257V256H173ZM177 257V256H175ZM235 257V256H234ZM242 257V256H241ZM86 258V257H85ZM180 258V256H179ZM178 258V259H179ZM194 258V257H192ZM229 258V257H228ZM237 258V257H236ZM61 259V260H60ZM149 260H151L150 258H148ZM195 259V258H194ZM227 259V258H226ZM225 259V260H226ZM238 259V258H237ZM240 259V258H239ZM60 260V261H59ZM132 260V261H131ZM184 260V259H183ZM114 261V260H113ZM130 261V262H129ZM148 261V260H147ZM152 261V260H151ZM171 261V260H170ZM224 261V259H223ZM222 261V262H223ZM230 261V260H229ZM153 262V261H152ZM228 261H226V264H229L227 263ZM241 262L239 264H241ZM120 263V262H119ZM118 263V264H119ZM147 263V262H146ZM183 262H181L182 264ZM185 263V262H184ZM193 263V262H192ZM218 263V262H217ZM236 263V262H234ZM117 264V263H116ZM141 264V263H140ZM151 264V263H150ZM154 264V262H153ZM168 264H171V263H168ZM173 264V263H172ZM195 264V263H194ZM222 264V263H221ZM224 264V263H223Z\"/></svg>", "mask_w": 264, "mask_h": 264}, {"label": "rangeland", "instance_id": "2", "mask_svg": "<svg viewBox=\"0 0 264 264\" xmlns=\"http://www.w3.org/2000/svg\"><path fill=\"white\" fill-rule=\"evenodd\" d=\"M24 1V2H23ZM21 0V2L19 3V5H18V8L19 7H21V9L23 8V9H25L24 11L22 10L21 11V13H20V11H19V9L17 8V6L16 5H14L13 4V6H15V8H16V10H15V13H16V23L17 24H13L14 25V29H20V32H19V29H18V31H16V33H17V35L15 34V39L13 40V42H14V44L12 45V47H10V52H11V50H12V52H14V51H16L18 48H20V44L19 43H21V41H22V39H24V37H23V35L29 30V28H32L33 26H34V23H35V21L36 20H41L40 22H39V27L38 28H40V30L41 29H43V30H41L40 32H42V33H40V35L42 36H40L39 35V42H44V40H45V38L46 37H44V35L46 36V34H47V30H45V28H47V22H49V21H51V15H53V9L54 8H51L50 9V11H49V8H47V7H49L50 5H49V3H50V1H48L47 0V2H46V0H36V4H39V6L38 5H34V6H32V4H29V2H27V1H30V0ZM31 1H35V0H31ZM78 1H80L81 3H80V5H82L83 6V8H79L77 11H76V13H74V14H72V13H70V12H67L66 13V9H65V7H66V3H62V4H60V2L59 1H57L56 0V2H55V0H52L51 2L52 3H57L58 2V6H60V10H59V15H61L60 17H58V21L56 20V25H58V27L59 28H61V30L59 29V31L60 32H57L56 33V37H54L53 38V36L51 37V38H53L52 39V42L53 43H50V46H52V47H54V49L53 48H51V50H54V52L53 51H51L52 53L50 54L51 55V57H50V55H48V60H47V64L45 65V64H39V62H40V60H41V56H40V53L38 54H36V56H35V59L30 63V65L28 66H26V69L24 68V70H20V67H17V68H15L14 70H17V71H22V72H20V74H16L18 77H19V79L17 80H15V82L12 84V85H10L9 86V91H8V93H6V95H5V100L3 101L4 103L3 104H1L2 106H4V107H2L1 105H0V119H2L1 121V124H0V156H3L4 155V157L6 158V160L4 159L3 161H1L0 163V170L2 169L3 171H4V175H3V179L5 180L6 178H8L9 176H11V174H14V172H16L17 170L18 171H20L23 167H25L26 166V164H23V162H25V161H27V159H29V157L30 156H28L27 157V159L25 158V160H23L21 163H20V158L22 157V154L19 152V154H17L15 157H13V156H11V155H13L14 154V152L12 151V150H14V146H15V144H17L18 143V139H20L21 137H23L24 135H26L27 134V132L32 128V127H30V124H32L33 122H35L36 120H37V128L35 127V129H36V131L34 132V136H32L33 138L35 137V139H33L32 137L28 140V141H31V143L32 142H36L37 143V141H35V140H37V137H36V133L38 132L39 133V130L42 128V126L43 125H45V124H47V123H49L51 120H55V121H59V122H56V123H54V127L52 126V128H49V130H48V132L46 133V135L47 136H49L48 134H52V133H55V131L57 132V130H61L62 132H64V131H67L68 130V128L70 129V128H73V127H79V125H81V127H79L78 128V133H76L75 134V136L76 137H74L75 139H79V137L80 136H82L84 133H86L87 131H88V138H85L84 140H82V142H78V143H80V146H79V144H76L75 146L77 147V145H78V149L76 148L75 150L76 151H73L72 152V154H73V156H72V154H71V156L73 157V160L74 159H77L79 156H80V151H81V153L84 151V149L87 151H91V152H87V154L88 153H90L88 156H86V158H85V161H84V164H83V166L82 165H80V168H79V170L80 169H84V168H87V170H86V172H88V173H86L87 175H84V177H85V179L87 180V182H85V184H82V186L80 185V187H79V185L78 186H76L75 188H77L79 191L80 190H83L84 189V187H87V185H89L90 183H92L93 182V179L95 180V178H97L100 174L102 175H107V176H109L108 178L109 179H113V178H115V176H119L120 175V180L123 182L124 181V183H125V186L126 187H123L122 188V190H120L121 188L120 187H117L116 189H114V190H112V191H110V193H106V190L105 189H107V188H103V190L100 188V189H98L97 190V192H101V194H97V192L95 193V195H93V198L92 197H89V199H85V200H81V201H79L78 203H81V204H76V210H75V212H73L72 214H71V217H75L77 214H78V212H81V211H83V209H86V210H89L90 211V209H91V212H93L92 213V216L90 217V218H94V217H96L98 214H101L102 212H105L106 210L108 211V209L109 210H111V209H113L114 211H112V213H111V216H112V219H111V221H113V218L114 219H117V218H120L121 220H119V221H114V222H110L109 224H107V225H109V228H111L112 227V225H114L115 224V222H116V224L117 223H119V222H121V221H123V220H128V219H130L131 217H133V216H138L139 214H142V215H140V216H138V218L136 217H133L132 219V221L131 222H129L131 225H133V226H135V225H139L140 223H142L143 221H145V220H148V219H151L152 217H154V216H159V218L161 217V218H164L165 216V218H167V217H169V215L171 214V215H174L173 217H172V219H174V220H177V219H179V217L181 218L185 213H182V212H180V213H182V214H180V213H178L177 211H179V210H177V211H174L173 209L172 210H170L168 207L171 205L170 203L171 202H173V201H175L176 199H179L180 201L179 202H184L185 204H183V207H184V209L186 208V210H185V212H188V211H190V213L193 211H196L197 209H195V208H198L199 209V207H201L204 203H201L202 202V199L204 198V195H206L207 193H208V191L210 192V193H213L214 191V185H213V181L217 178V176H218V178H222V179H225V184L223 185L224 186V188L222 189V190H219L217 193H215V197H218L219 199L217 200L218 202H215V204L217 205V203L218 204H223L224 202H226V195H227V197H231L232 195L234 196H240V195H242L241 193H244V191H247V190H254V189H256V187L257 188H259V192H258V195L256 194L254 197H256L255 199L256 200H252L253 198H249L250 200H248V203H249V201L250 202H252L253 204V206H251L250 204L251 203H249V205H250V207L248 208V209H253V210H257V208H255V206H257V205H259L260 203H262L264 200H263V198H264V185L262 184V182L264 181V164H262V163H264V156L262 157V155H260V153L259 152H256V151H258V150H255V149H250V151L251 150H254V151H252V153L249 151V152H247V153H244V155H241V156H243V157H241V159L237 156V157H232V155L231 154H235V153H237L238 152V150H237V145H238V142L236 141V139H234V137L233 138H230L229 137V131H228V133H223V135H220V137L217 139V143L219 144V145H223L224 146V149H223V151H222V149H221V151L220 152H218V155L219 156H217V160H216V158L211 162L212 164H208V166H206V168L207 169H209V171H213L214 173H212V175H211V178L213 179V180H211V178L210 177H208V179L210 180L209 181V183L207 184V185H205V186H203V188H205V189H203V188H200V186L202 185V181H204V179H203V174L205 173V171H208L206 168L204 169V168H202V170L200 169L199 170V167H201L202 165H203V163H201L202 162V160L201 159H197L198 161H194V165H192V163L189 165L190 167H191V165H192V170H190L191 168L189 167V166H187L188 168L187 169H185L183 172H181V173H178V174H176V175H174V176H172L173 178H176V180L174 179V184H172V185H170V186H167L166 185V179H167V177H168V174H170V173H175V171L174 170H171V171H168V172H166L168 169H169V167H168V165H166V161L165 160H163L162 162H160V164H158V165H160V166H157L154 170H151V172H149L150 171V169H151V166H153V164H154V162H155V158H156V156H154V155H157L156 154V152H158V151H160L161 149H159L160 147H161V145L163 146L164 145V143L163 142H159L158 143V141L157 140H155V139H157L156 137L154 138V145H156L155 147V149L153 148V149H151V151H153V152H148L147 154H148V157H147V154H146V160L145 159H143L142 161H143V163H142V161H141V163L142 164H139L138 165V162H137V156L139 155V154H141V150H143V148L145 147V145H146V143L150 140L149 138H147V140H146V136L149 134V133H151L152 134V132H154V130H156L157 128H158V130H156L155 132H162L164 129H166L167 127H168V125H170V123H172V121H175L176 119H179V118H181V117H183V119L181 120V122L178 124L179 126H177L176 128H175V131H179V130H181V128L182 127H185L186 125H190V127H191V125H192V127L194 126V128L196 127V126H200V125H202V123L204 124V122L205 121H203V118L204 119H206L205 117H207L208 116V114H204L203 115V113L205 112V109L207 110V109H210V111L211 112H214V110L216 109L218 112H216V110H215V112H214V114L216 115H214L213 114V116H215V118H214V120L212 121L211 120V118H210V123H208V124H206V125H208L207 127H206V130L207 129H209V128H214V131H219V129L220 130H222L223 129V127H224V125L223 124H225V123H227V121H228V119L230 118V113L229 112H231V111H233L232 109H234L233 107H234V105H232V104H235V102L237 101V102H241V103H239V104H235V105H240V104H242V103H244V102H246V104H245V106L247 107V108H245V106L242 108V110H243V115H245V114H247L248 112L250 113L252 110H254L255 111V109H256V107H254V105L252 104V101H249L247 98V96H250V100H253L254 98H256L257 99V97L259 96V95H261V98H260V96H259V99H262V97H264V94H260V89L262 90L261 91V93H264L263 92V90H264V85H263V83H264V81L262 82V80L264 79V63H261V65H260V63L259 64H257V65H259L260 67H256L255 68V70L254 69H250V68H252V67H250L249 68V70L248 71H250L248 74V76H247V72H246V70H244L245 71V73H244V71L242 72V70L240 69V68H238V69H234L233 68V66H232V64L233 63H238V61L236 62L235 60H238L239 59V56H237V57H234V55L232 54H230L229 56H230V58H229V56H225V57H223V56H220V55H223L224 53H223V50H221L222 48H218L219 50V53H215V54H213V55H215V56H211L212 58L214 57V59H212L211 57V59L213 60V61H211L210 60V58L208 59V61H206L205 62V64H204V62L202 61L201 62V60L199 61V59L197 58V56H195V60H193L192 58H190L191 57V54H190V56H189V53H183L182 52V49H179L180 47V45H182V44H184V41H182L181 43H177L175 46H174V48L176 49V48H178L179 50H181V52L179 51L178 52V49H177V51L175 52V54L173 53V50L174 49H171V50H168V53H170V51H171V53L173 54L172 56H173V59L170 61V59L169 58H167L168 57V53L166 52V50H167V48L165 47V45H164V43H165V41H167L168 39L166 38V36H167V34L168 33H166V31H165V34H164V32L163 33H161V36L163 37V36H165V37H163V38H161V39H164V40H161L160 41V43H161V45L159 46H153L154 44H146V46H148L149 45V47H150V45H151V48H149L150 49V51L151 52H153L154 51V49H155V51L157 50V54L159 55L158 56V60H154L153 61V63H152V60L153 59H149V58H147V59H145L144 58V55H143V52H145L144 51V48L146 47V46H144L145 44H143V40L140 42L139 41V43L137 44V47H135V48H133V49H130L129 50V52H128V50H121L122 48H121V46L120 45H122V43H116L115 41H117V39H118V37H115V38H117L116 40H114V42L116 43V45H115V43L114 44H112V45H110V47L108 48V47H105L103 50L101 49L100 51H97V52H94L95 50H97V48H100V43H101V41H102V39L103 38H101V40H100V38L98 37V35L100 36V34H102L103 32H105L106 30V28H105V23H106V21L105 22H102L101 24H103V25H96V21H95V18H92V21L91 22H89L88 24H86V26H82V28L79 26V21L77 20L79 17H80V15L82 16V17H84L85 15H88V14H90L91 12H94V11H96V13H98V9L100 10V7H101V4H99V5H96L95 7H93V8H90L87 4H89L90 3V1L91 0H78ZM44 2V3H43ZM8 5V2L5 0L4 1V3H2L1 5L2 6H4V9L2 10V8H1V14L4 16L5 15V11H6V9L9 7V5L6 7V4ZM86 3V4H85ZM64 4V5H63ZM87 5V7H85V5ZM25 5V6H24ZM27 5L29 6L28 8H27ZM44 5V6H43ZM49 5V6H48ZM128 4H125V5H123L122 7H124V6H126V7H128L127 6ZM32 6V7H31ZM38 8H37V7ZM40 6H42L43 8H41ZM46 6V7H45ZM65 6V7H64ZM82 6H80V7H82ZM54 7V6H53ZM62 7V8H61ZM126 7H124V8H126ZM31 8V9H30ZM40 8V9H39ZM64 8V9H63ZM87 8V9H86ZM94 8H96V9H94ZM38 9V10H37ZM93 11H92V10ZM18 11H19V13H18ZM52 11V12H51ZM4 12V13H3ZM22 12L24 13V14H22ZM25 12H27V13H25ZM151 12V11H150ZM34 13V14H33ZM43 13V14H42ZM45 13V14H44ZM149 13V12H148ZM18 14H20V15H18ZM39 14V15H38ZM77 14V15H76ZM84 14V15H83ZM100 14V13H99ZM151 15H153L152 14V12L150 13ZM2 15H0L1 17H0V22L2 21V22H6V20H4V18L6 17V16H4V18H2ZM43 15V16H42ZM32 16H34L33 17V19H32ZM65 16V17H64ZM70 16V17H69ZM79 16V17H78ZM28 17H31V18H28ZM45 17H47V18H45ZM70 19H69V18ZM75 17V19H71V18H74ZM77 17V18H76ZM81 17V18H82ZM25 18V19H24ZM48 18H49V20H48ZM62 18V19H61ZM63 18H64V20H63ZM182 17L180 16V18L178 17V18H176V20H179V19H181ZM4 21H3V20ZM34 21H32V20ZM42 20H43V22H42ZM70 20V21H69ZM142 22H141V21ZM174 20L175 19H173V22H172V20H171V22H169V24H168V31L172 28V30L171 31H173V30H175V28H177L181 23H182V21L183 20H180V21H178V22H180V23H178V22H176V20H175V22H174ZM72 21H74L73 23H72ZM95 21V22H94ZM194 21H195V19H194ZM197 21V23H196V25H194V27L196 28V26L200 23L198 20H196ZM195 21V22H196ZM27 23V28H26V30L25 31H21V25H23V23ZM31 22V23H30ZM57 22H58V24H57ZM78 22V24H76V23ZM92 22H94V23H92ZM138 22V23H137ZM139 22L142 24H139ZM184 22V21H183ZM199 22V23H198ZM28 23H30V24H28ZM63 23V24H62ZM135 27H137L138 25L137 24H139V25H141V26H138L135 30H134V33L131 31V36H132V38H134V39H136V37H138L139 35H137V34H140V33H142L141 32V30H143V32H144V27H146L147 28V25L146 24H144L145 22H144V20L142 19V18H139V19H137V21H135ZM174 23V24H173ZM176 23V24H175ZM21 24V25H20ZM43 24V25H42ZM69 24V25H68ZM178 24V25H177ZM201 24H202V22H201ZM204 24V23H203ZM202 24V25H203ZM29 25V26H28ZM42 25V26H41ZM45 25V26H44ZM75 25H76V27H75ZM144 25V26H143ZM146 25V26H145ZM176 25H177V27H176ZM200 25V24H199ZM198 25V26H199ZM41 26V27H40ZM64 26V27H63ZM90 26V27H89ZM101 26V27H100ZM133 26V27H134ZM142 26H143V28H142ZM170 26V27H169ZM172 26H175V27H172ZM197 26V27H198ZM57 27V28H58ZM94 27H96V28H94ZM139 27H141V30H137V29H140ZM194 27H193V29H194ZM37 28V29H38ZM91 28V29H90ZM103 28V29H102ZM146 28H145V32H146ZM205 28V27H204ZM93 29V30H92ZM98 29V30H97ZM46 32H45V31ZM92 30V31H91ZM38 31H39V29H38ZM89 31V32H88ZM128 30H126V32H127ZM167 31V32H168ZM189 31V32H188ZM187 31V33H189L190 34V32H191V34H190V38L189 39H191L192 38V34H193V30H188ZM88 32V33H87ZM91 32V33H90ZM63 33V34H62ZM90 33V34H89ZM106 33V32H105ZM133 33V34H132ZM137 33V34H136ZM172 33V32H171ZM135 34V35H134ZM145 34V33H144ZM188 34V35H189ZM58 35V36H57ZM60 35H66L67 37H66V39L64 40L65 41V43L64 42H58L59 40H60V38H61V36ZM106 35V36H105ZM137 35V36H136ZM60 36V37H59ZM96 36V37H95ZM135 36V37H134ZM141 36H145V35H143V33L142 34H140V36L139 37H141ZM23 37V38H22ZM106 37H108V35H107V33L106 34H104V38H106ZM168 37V36H167ZM44 38V39H43ZM94 38H95V40H94ZM98 38V39H97ZM59 39V40H58ZM68 39V40H67ZM15 40H16V43L17 44H15ZM92 41V42H91ZM95 41V42H94ZM163 41V42H162ZM19 42V43H18ZM58 42V43H57ZM186 43L188 42L187 40L185 41ZM142 43V44H141ZM159 43V44H160ZM92 44V45H91ZM62 45V46H61ZM103 45H105V44H103L102 43V46ZM139 45H140V47H139ZM164 45V46H163ZM142 46V47H141ZM163 46V47H162ZM212 46V45H211ZM29 49H28V48ZM26 48H25V53H23V56L20 58V62H24L26 59H28V57H30V56H32V53H33V51H32V49L33 48H35V47H33V43H31V44H29V46H27ZM61 47L63 48L64 47V49L62 50L61 49ZM118 47V48H117ZM152 47H154V48H152ZM156 47H157V49H156ZM161 47L162 49L161 50H159V48ZM165 47V48H164ZM56 48V49H55ZM75 48V49H74ZM114 48V49H113ZM140 48H142V49H140ZM31 49V50H30ZM60 49V50H59ZM135 49H137L138 50V52H137V50H135ZM149 49H147V47L145 48V50H149ZM163 49L165 50V52L163 51ZM26 50H27V52H26ZM29 50V51H28ZM33 50H35V49H33ZM56 50V51H55ZM57 50H58V53L56 54L55 52H57ZM80 50V51H79ZM132 50H134L133 52H132ZM153 50V51H152ZM159 50V51H158ZM61 51V52H60ZM113 53H112V52ZM122 51V52H121ZM126 53H125V52ZM136 51V52H135ZM139 51H143V52H139ZM155 51H154V53H155ZM11 52V53H12ZM74 52V53H73ZM121 52V53H120ZM128 52V53H127ZM159 52L161 53V54H159ZM178 52V53H177ZM55 53V54H54ZM61 53V54H60ZM126 54V56H125V54ZM129 53H131V54H129ZM140 53V54H139ZM155 53V54H156ZM162 53H165V55L163 54L162 55ZM222 53V54H221ZM96 54V55H95ZM124 54V55H123ZM129 54V55H128ZM141 54L143 55L142 56V58H143V60H142V58H141ZM168 54V55H167ZM176 54H178L179 55V57H178V55H176ZM182 54V55H181ZM217 54H219V55H217ZM69 55V56H68ZM116 57H115V56ZM118 55V56H117ZM120 55V56H119ZM138 55V56H137ZM160 55L161 56H163V57H160ZM177 56V59L179 60V61H177V59H176V56ZM181 55V56H180ZM184 55V56H183ZM242 55L243 54H241V56H240V58H242ZM74 56V57H73ZM100 56H101V58H100ZM114 56V57H113ZM122 56V59L120 58ZM129 56H130V59H128L129 58ZM132 56V57H131ZM165 56H167V57H165ZM175 56V57H174ZM217 56H218V58H217ZM232 56V57H231ZM11 57V58H10ZM12 57H15L14 56V54H12V56H9V58L5 61V64H3V65H1L0 66V68L2 69L1 71V74H0V81H2V80H5V79H8L9 78V73L11 74L12 73V70L10 69V67L12 68V66H14V65H16V64H14V58H12ZM73 57V58H72ZM117 57H119V58H117ZM126 57V58H125ZM181 57H184V58H182V62H180V59H181ZM187 57V58H186ZM189 57V58H188ZM38 58V59H37ZM113 60H112V59ZM116 58V59H115ZM132 58H133V60L134 61H136V62H133V60H132ZM161 58V59H160ZM167 58V59H166ZM215 58H217V59H215ZM53 59V60H52ZM120 59V60H119ZM124 59V61L125 62H127V63H129L128 62V60L130 61V63L131 64H127V63H125L124 61H122ZM128 59V60H127ZM137 59H139V60H137ZM188 59V60H187ZM192 59V60H191ZM222 59V60H221ZM229 59V60H228ZM244 59H245V57L243 56V60L241 59V62H240V59H239V63H242V61H244ZM36 60V61H35ZM114 60H116L115 62H117V63H115L114 62ZM132 60V61H131ZM141 60V61H140ZM151 60V61H150ZM173 60L176 62V63H173L172 64V62H173ZM214 60H216V61H214ZM227 62H226V61ZM246 60V59H245ZM39 61V62H38ZM65 61V62H64ZM80 61V62H79ZM150 61V62H149ZM155 61H157V62H155ZM164 61L165 62H167V63H164ZM185 61V62H184ZM211 61V62H210ZM233 61H235V62H233ZM35 62V63H34ZM53 62H54V64H53ZM76 62H79V64L81 65V67L80 68H75V64H76ZM112 62V63H111ZM121 62V63H120ZM133 62V63H132ZM138 62V63H137ZM142 62H143V64H142ZM145 62V63H144ZM164 64V66H162L163 64ZM171 62V63H170ZM198 62V63H197ZM199 62H200V64H199ZM230 62V63H229ZM12 63V64H11ZM83 63H84V65H83ZM114 63V64H113ZM123 63H125V64H123ZM137 64V66L135 67V68H137L138 67V65L139 66H141V67H138V69H135L132 65H134V64ZM157 63H159V64H157ZM196 63H197V65H198V69L195 67L194 68V66H197L196 65ZM207 63V64H206ZM212 63V64H211ZM223 63V64H222ZM232 63V64H231ZM127 64V65H126ZM145 64H148V65H146V67H145ZM170 64V65H169ZM186 64V65H185ZM191 64V65H190ZM195 64V65H194ZM204 64V65H203ZM18 65H20L19 63L17 64V66ZM34 65H35V67H34ZM64 65V66H63ZM111 65V66H110ZM120 65H122V67L124 66V65H126L127 66V69L129 68V71L127 70V69H125V67L126 66H124V68H122ZM150 65V66H149ZM157 65V66H156ZM159 65V66H158ZM167 65H169V66H167ZM178 65V66H177ZM186 67H185V66ZM201 65H203V66H201ZM209 65V66H208ZM225 65V66H224ZM233 65H235V64H233ZM10 66V67H9ZM31 66V67H30ZM45 66V67H44ZM106 66H108V67H106ZM110 66V67H109ZM118 66V67H117ZM129 66V67H128ZM147 66H149V67H147ZM165 66L167 67L165 70H164V68H165ZM171 66H173V68L171 67ZM182 66H184V67H182ZM221 68H220V67ZM223 66V67H222ZM32 67H34L33 68V70H35V71H33V77L31 76L28 80H26L25 82H23L22 83V81L20 80V78H21V73L22 74H24V71L25 72H27V71H29L28 69H30V68H32ZM103 67H105L104 69H103ZM145 67V68H144ZM152 68V70H151V68ZM155 69H154V68ZM159 67H161L160 69H162V70H160L159 69ZM164 67V68H163ZM177 67V68H176ZM203 67V68H202ZM228 67V68H227ZM232 67V68H231ZM6 68V69H5ZM42 68V69H41ZM59 68V69H58ZM73 68H75V69H73ZM120 68H122V69H120ZM133 70H131V69ZM149 68V69H148ZM157 68V69H156ZM170 68H172V69H170ZM181 70H180V69ZM196 69L197 71H195L194 73H193V71L194 70H192V69ZM199 68H200V70H199ZM210 68V69H209ZM10 69V70H9ZM144 69V70H143ZM148 71H147V70ZM159 69V70H158ZM169 69V70H168ZM214 69V70H213ZM220 69V70H219ZM225 69V70H224ZM236 70V71H233V70ZM260 69V70H259ZM37 70V71H36ZM43 70V71H42ZM55 71L56 72V76L54 75V78L52 79V82L50 81V83H49V86H47V87H45L44 88V90H42L41 91V95H40V97H39V100H38V102L39 101H42L43 99H45L46 97H48V99L46 100L47 102H45V104H47L46 106H45V108L44 109H47V110H45L44 111V109L42 110L43 112L42 113H39V112H34V113H32V114H30L29 115V119L27 118V120H26V122H25V125L19 130L18 129V126H19V122L21 121L20 119L22 118L21 116V118L19 117V118H17V120H15L14 122H12L13 120H12V118H11V114H10V112H12L13 110H15L14 109V107L15 108H17V107H19V109L20 110H25V109H27V108H29L27 105H25V102H26V100H27V98L29 97V95L27 94L28 92H30V87H32V85L33 86H39L41 83H40V80L42 79V77H44V76H46L47 75V72L49 71V72H51V71ZM72 70V71H71ZM121 70V71H120ZM124 70V71H123ZM158 72H157V71ZM166 70H167V72H166ZM180 70V71H179ZM187 70V71H186ZM213 70V72H211ZM218 72H217V71ZM229 70V71H228ZM254 70V71H253ZM258 70V71H257ZM150 71H153V72H150ZM160 71V72H159ZM162 71V72H161ZM164 71V72H163ZM172 71H174V73L172 72ZM182 71V72H181ZM184 71H185V73H184ZM239 71V72H238ZM256 71V72H255ZM39 72H40V74H39ZM74 72V73H73ZM139 72H141V73H139ZM149 72H150V74H149ZM156 72V73H155ZM229 72V73H228ZM238 72V73H237ZM241 72V73H240ZM259 72V73H258ZM71 73V74H70ZM73 73V74H72ZM113 73H114V75H113ZM133 73V74H132ZM135 73V74H134ZM142 73H143V76H141L142 75ZM157 75H155V74ZM158 73H161V74H158ZM181 73L184 75H181ZM188 75H187V74ZM190 73H192L191 75H190ZM204 73V74H203ZM253 75H251V74ZM76 74V75H75ZM144 74H146V75H144ZM154 76H153V75ZM163 74V75H162ZM176 74V75H175ZM211 74H213L212 76H211ZM232 74H234V76L237 74V78H234V76L232 75ZM239 74H241V75H239ZM243 74V75H242ZM245 74V75H244ZM255 74V75H254ZM258 74V75H257ZM20 75V76H19ZM35 75V76H34ZM39 75V76H38ZM70 75V76H69ZM74 75V76H73ZM149 75H150V81L147 79V77L149 78ZM153 77H152V76ZM196 75V76H195ZM257 75V76H256ZM67 76V77H66ZM69 76V77H68ZM144 76L146 77V78H144ZM182 79H185V80H181L179 77ZM186 76V77H185ZM215 76V77H214ZM241 77V78H239V77ZM258 77V78H256V77ZM8 77V78H7ZM41 77V78H40ZM64 77V78H63ZM116 79H115V78ZM133 77H134V79H133ZM155 77V78H154ZM178 77V78H177ZM191 78V80L192 81H190V79L189 78ZM217 77V78H216ZM245 77V78H244ZM253 77V78H252ZM105 78V79H104ZM132 78V79H131ZM172 78V79H171ZM193 78V79H192ZM227 78H229V79H227ZM230 78H232V79H230ZM235 80H234V79ZM238 78L241 80V81H239L238 80ZM248 78V79H247ZM249 78H251L253 81H250L249 80ZM62 79V80H61ZM140 79V80H139ZM153 79V80H152ZM156 79V80H155ZM158 79V80H157ZM180 79V80H179ZM198 79V80H197ZM223 79V80H222ZM239 81H237V80ZM255 79V80H254ZM260 79V80H259ZM32 80V81H31ZM43 80V79H42ZM42 80H41V82H42ZM59 80H61L62 82H64V83H62L61 81L59 82ZM138 80V81H137ZM167 80H168V82H167ZM221 80V81H220ZM235 84H232V82ZM250 81V82H248V81ZM19 81V82H18ZM57 81V82H56ZM104 81V82H103ZM145 81V82H144ZM158 81V82H157ZM190 81V82H189ZM194 81V82H193ZM200 81V82H199ZM225 81H226V83H225ZM235 81H237V82H235ZM244 81H245V83H244ZM254 81H255V83H256V81H257V83L256 84H254ZM261 83H259V82ZM32 82H33V84H32ZM76 82V83H75ZM78 82V83H77ZM126 82V83H125ZM141 82H143V83H141ZM163 82V83H162ZM165 82H167V83H165ZM179 82H181L182 83V85H181V83H179ZM183 82H184V84H183ZM199 82V83H198ZM216 82V83H215ZM218 82V83H217ZM224 82V83H223ZM241 82L243 83V84H241ZM20 83V84H19ZM28 83V84H27ZM38 83H40V84H38ZM57 83V84H56ZM67 83V84H66ZM109 83V84H108ZM157 83V84H156ZM229 83V84H228ZM247 83V84H246ZM250 83V84H249ZM252 83H253V86H257V87H259V86H261V88L259 87V89L257 88V91L255 90L256 88H254L253 86H251L252 85ZM19 85V86H17V85ZM35 84V85H34ZM75 84V85H74ZM116 84V85H115ZM138 84V85H137ZM157 86H156V85ZM162 84V85H161ZM169 84V85H168ZM220 84H221V86H220ZM225 84L227 85V88H226V86H225ZM245 84V85H244ZM260 84V85H259ZM17 87H16V86ZM57 85H60L59 86V90L57 89L56 90V87H57ZM62 85V86H61ZM133 85V86H132ZM175 85V86H174ZM188 87H187V86ZM211 85H213V86H211ZM224 85V86H223ZM230 85L233 87V90L235 89V91H233L232 90V87H230ZM237 85V86H236ZM243 85H244V87H243ZM246 85L248 86L247 88H246ZM252 87H250V86ZM72 86V87H71ZM177 86V88H175ZM180 86V87H179ZM199 86V87H198ZM223 86V87H222ZM229 86V87H228ZM238 86H240V87H242V91L240 90L241 88H239ZM130 89H129V88ZM156 87V88H155ZM157 87H159V88H157ZM179 87V88H178ZM191 87V88H190ZM216 87H217V89L219 90H217L216 89ZM221 87V88H220ZM263 87V88H262ZM61 88V89H60ZM72 88V91H70L69 92V94H68V96H67V98L65 99V101L66 102H64L62 105H60V107L58 106V101H59V99H60V97H62L65 93H66V91H67V89L69 90V89H71ZM166 88V89H165ZM174 88V89H173ZM186 88V89H185ZM201 88V89H200ZM203 88V89H202ZM213 88V89H212ZM220 88V89H219ZM224 88V89H223ZM229 91L230 90V88H231V91H230V94L228 95V96H230L232 99H234V101H232V99L229 97L228 99H230V100H228L227 102L228 103H217L218 104V106L219 107H217V104L215 103V99H218V98H216L217 97V94L218 93H216V91L217 92H222L223 90L224 91H226V89ZM238 90H237V89ZM253 89V90H251V89ZM15 89H17L18 90V92L16 93L15 91H17V90H15ZM156 89V90H155ZM164 89V90H163ZM193 89V90H192ZM208 89V90H207ZM212 89V90H211ZM251 91H249V90ZM154 90V91H153ZM177 90V91H176ZM191 90H192V92H191ZM214 90V91H213ZM222 90V91H221ZM245 90V91H244ZM248 90V91H247ZM36 92V91H38V88L37 89H35V90H33L32 92ZM55 91V92H54ZM162 91V92H161ZM191 93V94H189V92ZM210 91H211V93L213 92V93H215V95L213 96V94H209L210 93ZM236 91L239 93V91L241 92V93H239V95H240V97H237L238 95V93H236ZM255 93H253V92ZM54 92V93H53ZM120 92V93H119ZM128 92V93H127ZM133 92V93H132ZM153 92V93H152ZM243 92H245V94L243 93ZM247 92V93H246ZM249 92V93H248ZM12 93H14V94H12ZM18 93H20V94H22V95H20V94H18ZM79 93V94H78ZM130 93H131V97H130ZM149 93V94H148ZM177 93H178V97H177ZM181 93V94H180ZM195 95H194V94ZM198 93H201L200 94V97L202 98L203 97V95H205L204 97H205V102H204V100H203V98L202 99H200L199 98V94ZM203 93V94H202ZM235 93V94H234ZM250 93L252 94V95H250ZM258 93V96L256 95ZM17 94V95H16ZM51 94V96L49 97V95ZM120 94V95H119ZM161 94V95H160ZM208 94V95H207ZM232 94L233 95H235L237 98H234L233 96H232ZM243 95V97H242V95ZM246 94H248L247 96H246ZM254 94V95H253ZM20 95V96H19ZM117 97H116V96ZM172 95V96H171ZM190 95H193V97H191L190 98ZM98 96V97H97ZM175 96H176V98H178L179 99V101H176V99H175ZM212 96V97H211ZM216 96V97H215ZM245 96V97H244ZM10 97V98H9ZM75 97V98H74ZM172 97V98H171ZM182 97V98H181ZM186 97V98H185ZM188 97L190 98L189 100H188ZM247 97V98H246ZM52 98V99H51ZM92 98H94L93 100H92ZM122 98V99H121ZM124 98V99H123ZM160 98H161V100H160ZM168 98H170L169 100L170 101H172L173 103H170V101L168 100L167 101V99ZM199 100H198V99ZM240 100H239V99ZM253 98V99H252ZM20 101H19V100ZM42 99V100H41ZM67 99H68V101H67ZM103 99V100H102ZM115 99V100H114ZM173 99H175V100H173ZM177 99V100H178ZM185 99V100H184ZM246 99V100H245ZM48 100H50V101H48ZM81 100V101H80ZM192 100V101H191ZM214 100V103H215V106H214V103L212 102ZM255 100V99H254ZM253 100V103L255 102ZM258 100V99H257ZM6 101V102H5ZM9 101V102H8ZM19 101V102H18ZM77 101V103H75L74 105L75 106H71V104L73 103V102H76ZM165 101V102H164ZM176 101V102H175ZM186 101V102H185ZM16 102H18V103H20V104H17ZM24 102V103H23ZM93 102V103H92ZM164 102V103H163ZM179 102V103H178ZM203 102V103H202ZM224 102H226V101H224ZM234 102V103H233ZM10 103V104H9ZM15 104V105H11V104ZM148 103V104H147ZM186 103H188V105H186ZM194 103H196V105L194 104ZM203 105H201V104ZM206 105H205V104ZM209 103V104H208ZM211 103V104H210ZM232 103V104H231ZM249 103H251V104H249ZM96 104V105H95ZM108 104V105H107ZM137 104V105H136ZM169 104V105H168ZM198 104V105H197ZM200 104V105H199ZM220 104H221V106H220ZM230 105V107H231V109L230 108H228L229 107V105ZM6 105V106H5ZM11 105V106H10ZM17 105V106H16ZM22 105V107H20ZM124 105V106H123ZM142 105V106H141ZM164 105V106H163ZM183 105V106H182ZM185 105V106H184ZM205 105V106H204ZM224 105V106H223ZM226 105V106H225ZM250 105V106H249ZM25 106V107H24ZM33 106V105H32ZM71 106V107H70ZM132 106V107H131ZM182 108H180V107ZM200 106H202V107H200ZM210 106V107H209ZM214 107V110H213V108L212 107ZM252 106V107H251ZM2 107V108H1ZM71 109H70V108ZM101 107V108H100ZM109 107V108H108ZM137 107V108H136ZM149 107V108H148ZM158 107V108H157ZM187 107H190V109L189 108H187ZM198 107V109H196ZM203 107H205V108H203ZM207 107V108H206ZM209 107V108H208ZM216 107V108H215ZM225 107H227L228 108V114L226 113V109H225ZM22 108V109H21ZM69 108V109H68ZM155 108V109H154ZM185 108V109H184ZM194 108V109H193ZM201 108V109H200ZM211 108H212V110H211ZM219 108V109H218ZM222 108V109H221ZM251 108H252V110H251ZM255 108V109H254ZM64 109V110H63ZM68 110V112L63 116V117H61L60 119H57V116H59V115H61L65 110ZM124 109V110H123ZM151 109V110H150ZM189 109V110H188ZM224 109V110H223ZM248 109V111H246ZM7 110H8V112H7ZM104 110H106V111H104ZM109 110V111H108ZM201 110H204L203 112H201ZM219 110H222V111H224V112H222V111H220V113H219ZM184 111V112H183ZM254 111H252V112H254ZM104 112H105V114H104ZM159 112V113H158ZM183 112V113H182ZM192 112V113H191ZM210 112V113H211ZM246 112V113H245ZM57 113V114H56ZM79 113V114H78ZM132 113V114H131ZM161 113V114H160ZM209 113V114H210ZM218 113V114H217ZM9 114V115H8ZM39 114V115H38ZM166 114V115H165ZM187 115V116H185V115ZM193 114V115H192ZM34 115V116H33ZM48 115V116H47ZM78 115V116H77ZM81 115V116H80ZM248 115V114H247ZM246 115V116H247ZM250 115V114H249ZM248 115V116H249ZM53 116V117H52ZM72 116V117H71ZM100 116H102V117H100ZM117 116V117H116ZM133 116V117H132ZM138 116V117H137ZM160 116H161V118H160ZM188 117V119H186L185 117ZM190 116H192V117H190ZM213 116H212V118H213ZM75 117V118H74ZM96 117H97V119H96ZM100 117V118H99ZM106 117V118H105ZM113 117V118H112ZM141 117V118H140ZM145 117V118H144ZM157 117V118H156ZM163 117V118H162ZM218 117V118H217ZM220 117V118H219ZM241 117H242V115H241ZM5 118V119H4ZM7 118V119H6ZM38 118V119H37ZM54 118H56V119H54ZM133 120H132V119ZM143 118V120L144 121H142V120H139V119H142ZM195 118V119H194ZM228 118V119H227ZM50 119V120H49ZM73 119H76V120H73ZM86 119H87V122H85L86 121ZM88 119H90V120H88ZM95 119V120H94ZM103 119V120H102ZM108 119H110V120H108ZM148 119V120H147ZM153 119H156V120H153ZM39 120V121H38ZM71 120H73V124H71V125H68V123L71 121ZM115 120V121H114ZM132 120V121H131ZM172 120V121H171ZM188 120V121H187ZM190 120V121H189ZM195 120V121H194ZM227 120V121H226ZM104 121H109L108 122V124H107V122H106V124L105 125H103L104 123ZM111 121H113V122H115V123H113V122H111ZM138 121V122H137ZM152 121V122H151ZM156 121V122H155ZM182 121H184V122H182ZM243 121H246V119L245 118H243ZM264 121V120H263ZM129 122H131V124H128ZM198 122L200 123V124H198ZM215 122V123H214ZM223 122V123H222ZM103 123V124H102ZM110 123V124H109ZM126 123V124H125ZM135 125H134V124ZM151 123V125L153 126V124H155V123H158L157 124V128H155L156 127V124L153 126V128L149 125V124ZM153 123V124H152ZM185 125H184V124ZM193 123V124H192ZM213 123V124H212ZM56 124V125H55ZM96 124V125H95ZM120 124V125H119ZM128 124V125H127ZM147 124H148V127H151L153 130L152 131H150L149 130V128L147 127ZM167 124V125H166ZM196 124V125H195ZM198 124V125H197ZM95 125V126H94ZM126 125V126H125ZM130 125V126H129ZM136 125H137V127H136ZM159 125V126H158ZM211 125V126H210ZM218 125V126H217ZM65 126V127H64ZM121 126V127H120ZM216 126V127H215ZM5 127V128H4ZM106 127V128H105ZM132 127V129L133 128H136V130H133L132 132H133V136L134 135H137V134H135L136 133V131H137V133L138 132H142V133H144V131H145V133H144V135L145 134H147V135H145V137L144 136H141L140 138H137L138 140H136V142H135V140H134V142L136 143H132V144H128V143H130V138H126V137H128V135L126 134V132L127 131H129V129ZM143 127V128H142ZM209 127V128H208ZM219 127V128H218ZM40 128V129H39ZM92 130H91V129ZM100 128V129H99ZM102 128H104V129H102ZM139 128L141 129V130H143V131H141V130H139ZM149 130H147V129ZM162 130H161V129ZM164 128V129H163ZM193 128V129H194ZM218 130H217V129ZM81 129V130H80ZM96 129H97V131H96ZM179 129V130H178ZM192 129V130H193ZM20 131L18 134H17V136H15L14 138H12V140H7V137H8V139H9V137H12L13 135H15L16 134V131ZM111 130V131H110ZM160 130V131H159ZM234 131L236 130V129H233ZM233 130H230V131H233ZM6 131H8V132H6ZM108 131V132H107ZM204 131H205V128H204ZM50 132V133H49ZM62 132H60L61 134H62ZM83 132V133H82ZM92 132V133H91ZM12 133V134H11ZM37 133V134H38ZM119 133V134H118ZM20 134V135H19ZM82 134V135H81ZM92 136H91V135ZM126 134V135H125ZM126 137H125V136ZM132 135H131V137H132ZM228 135V136H227ZM77 136H78V138H77ZM90 136V137H89ZM117 136V137H116ZM130 136V135H129ZM222 136V137H221ZM225 136V137H224ZM227 136V137H226ZM6 137V138H5ZM60 137V136H59ZM121 137H123V138H121ZM18 138V139H17ZM92 138V139H91ZM95 138V139H94ZM101 140H100V139ZM109 138H111V139H109ZM34 140V141H32V140ZM105 139H106V141H105ZM118 139V140H117ZM124 139V140H123ZM141 139V140H140ZM185 139V138H184ZM183 138L182 139H180V140H177L176 142H174L172 145L174 146H172L169 150H168V154H170V153H172V154H174L175 155V153H176V151H177V149L178 148H180V149H183V144H184V142H185V140H184ZM201 139V140H200ZM223 139H224V142H223ZM234 139V140H233ZM72 140H73V138H72ZM100 140V141H99ZM117 140V141H116ZM127 140H130V141H127ZM143 140V141H142ZM183 140V141H182ZM204 141V139H202V137L201 138H198L197 140H195L196 142H200V141ZM218 140H220L221 141V144H220V142L218 141ZM231 140V141H230ZM233 140V141H232ZM11 141V142H10ZM87 141V142H86ZM96 141L98 142H100V144H99V142L98 143H96ZM103 141V142H102ZM105 141V142H104ZM119 141V142H118ZM138 141V142H137ZM195 141H193V142H195ZM236 143H235V142ZM39 142H41V141H38V145H39ZM85 142V143H84ZM107 142V143H106ZM109 142V143H108ZM116 142V143H115ZM5 143V144H4ZM6 143H9V147L7 148V149H4V146L3 145H6ZM42 143V142H41ZM94 143H96L97 145V147H95L94 145H92V144H94ZM157 143V144H156ZM160 143H161V145H160ZM177 143V144H176ZM232 144V148H230L231 147V144ZM64 144V143H63ZM66 142H65V144L63 145V147H66ZM103 144V145H102ZM128 144V145H127ZM193 144V143H192ZM192 144H190V145H192ZM237 144V145H236ZM37 145V146H38ZM189 144L187 145L188 147H191ZM236 145V146H235ZM39 146H41V145H39ZM72 146V145H71ZM92 146V147H91ZM94 146V147H93ZM104 146V147H103ZM126 146V147H125ZM185 147L184 146V148L186 149V148H188V147ZM229 146V147H228ZM235 146V147H234ZM68 147V146H67ZM89 147V148H88ZM100 147V148H99ZM149 147V146H148ZM225 147H226V149H225ZM90 148H91V150H90ZM121 148V149H120ZM126 148V149H125ZM140 148V149H139ZM142 148V149H141ZM227 148H229V150H227ZM233 148H235L234 150H233ZM93 149V150H92ZM95 149V150H94ZM114 149V150H113ZM120 149V150H119ZM129 149V150H128ZM102 150H104V151H102ZM140 150V151H139ZM144 150H147V149H144ZM156 150H158V151H156ZM174 150V151H173ZM187 150V149H186ZM226 150V151H225ZM237 150V151H236ZM50 151V149H48L47 150V152L46 153H48ZM96 151V152H95ZM230 151V152H229ZM44 152V154L46 155V153ZM60 152H62V150L60 151ZM94 152V153H93ZM110 154H109V153ZM115 152V153H114ZM117 152V153H116ZM125 152V153H124ZM136 152V153H135ZM222 152V153H221ZM223 152L225 153L224 155H223ZM2 153V154H1ZM12 153V154H11ZM75 153V154H74ZM103 154V158H100L99 160H97V158H99V155L98 154ZM159 154L161 153V152H158ZM213 153H215V152H213ZM228 155H227V154ZM258 153V154H257ZM43 154V155H44ZM104 154H105V156H104ZM168 154H166V156H165V158L167 157V160H168ZM10 155V156H9ZM44 155V156H45ZM124 155V156H123ZM125 155H127V156H125ZM129 155V156H128ZM131 155V156H130ZM151 155V156H150ZM220 155H222V156H220ZM251 155V156H250ZM94 156V157H93ZM114 156H115V159H113V160H116V164H117V166L116 165H112V167L110 166H108V167H104V164H106V162H108V157L109 158H111V157H113L114 158ZM154 156V157H153ZM170 156V155H169ZM228 156V157H227ZM231 156V157H230ZM131 157V158H130ZM118 158V159H117ZM120 158V159H119ZM121 158H122V160H121ZM136 158V159H135ZM170 158V157H169ZM221 158V159H220ZM223 158V159H222ZM235 158H239L240 160L238 161L237 159H235ZM246 158H247V160H246ZM19 159V160H18ZM108 159V160H107ZM226 161H225V160ZM229 159V160H228ZM40 159H38L37 161H39ZM47 160H49V159H47ZM47 160L46 159H44V162H47ZM88 160V161H87ZM120 160V161H119ZM217 162H216V161ZM220 160V161H219ZM223 162H222V161ZM231 160V161H230ZM259 162H258V161ZM36 161V162H37ZM97 161V162H96ZM106 161V162H105ZM165 161V162H164ZM224 161H225V163H224ZM234 161V162H233ZM243 161V162H242ZM246 161V162H245ZM90 162V163H89ZM129 162V163H128ZM133 162V163H132ZM198 163V166L196 165L197 163ZM214 162V163H213ZM241 162H242V164H241ZM249 162H251V163H249ZM255 162V163H254ZM95 163V164H94ZM98 163V164H97ZM122 164V166H120L121 164ZM162 163H163V165H162ZM165 163V164H164ZM221 163V165H218V164H220ZM238 163V164H237ZM240 163V164H239ZM14 164V165H13ZM18 164V165H17ZM120 164V165H119ZM202 164V165H201ZM237 164V165H236ZM245 164V165H244ZM248 164V165H247ZM250 164V165H249ZM196 165V167H193V166H195ZM201 165V166H200ZM212 165H214V166H211ZM220 166L221 168L223 167V169H221V168H219L218 166ZM225 165V166H224ZM239 165V166H238ZM252 165H253V167H252ZM15 166V167H14ZM20 166V167H19ZM69 166H71V163L67 166V167H65L63 170H66ZM88 166V167H87ZM96 166V167H95ZM104 168H103V167ZM124 166V167H123ZM143 166V167H142ZM167 166V167H166ZM213 169H211L210 167ZM254 166H256V167H254ZM3 167V168H2ZM17 167V168H16ZM22 167V168H21ZM82 167H84V168H82ZM99 167V168H98ZM140 169H139V168ZM145 167V168H144ZM154 167V166H153ZM152 167V168H153ZM161 168V169H158V168ZM165 167V168H164ZM198 167V168H197ZM216 167H218V168H216ZM228 167V168H227ZM16 169V170H14V169ZM25 168H27L28 169V167H25ZM102 168V169H101ZM133 168V169H132ZM163 168V169H162ZM194 168V169H193ZM225 168V169H224ZM242 168V169H241ZM263 168V169H262ZM109 169H111V170H109ZM113 169V170H112ZM139 169V170H138ZM156 169L159 171H156ZM215 169V170H214ZM220 169H221V171H220ZM227 169V170H226ZM233 171H232V170ZM245 169V170H244ZM259 169V170H258ZM14 170V172L12 173V171ZM90 170V171H89ZM101 170V171H100ZM149 170V171H148ZM164 170V171H163ZM218 170V171H217ZM223 170H224V172L227 174H224V172H223ZM237 170H238V172H237ZM243 170V171H242ZM255 170V171H254ZM6 171V172H5ZM17 171V172H18ZM139 172V173H136V172ZM196 171V172H195ZM208 171V172H209ZM220 171V172H219ZM228 173H227V172ZM235 171V172H234ZM241 171V172H240ZM247 173H246V172ZM258 171H262L261 173L259 172L258 173ZM51 172V170L49 171V173ZM92 172V173H91ZM117 172V173H116ZM130 172V173H129ZM159 173V174H157V175H159V177H160V179H159V177H157L156 179H159V180H157L155 183H153L152 184V187H154V189H152L151 190V194H148L146 197H143V198H141L142 197V195L141 194H139V192H137L139 195H137V193H131L132 191V188H134V189H137V186H139V187H142V186H145V184L147 185L148 183H150L149 181H151L152 179H151V176L154 174V173ZM163 172V173H162ZM164 172H166V173H164ZM170 172V173H169ZM204 172V173H203ZM218 172H219V174H221V175H218ZM222 172V173H221ZM237 172V173H236ZM242 172H244V173H242ZM252 172H254V173H252ZM7 173V174H6ZM22 173H23V175H22ZM27 173V171H23V172H21L20 174H21V176H24L25 174ZM109 173V174H108ZM121 173H122V175H121ZM136 173V174H135ZM142 173V174H141ZM168 173V174H167ZM183 173V174H182ZM216 173H217V175H216ZM90 174V175H89ZM95 174V175H94ZM117 174V175H116ZM145 174L147 175V177L145 176ZM180 174V175H179ZM230 174V175H229ZM236 174V175H235ZM258 174H262L261 176L260 175H258ZM112 175H114V176H112ZM129 175H130V177H129ZM164 175V176H163ZM222 175H224V176H222ZM231 175H233V176H231ZM235 175V176H234ZM254 175V176H253ZM5 176V177H4ZM47 176V175H46ZM48 176H49V174H48ZM88 176H90V177H88ZM128 177V179H130V180H128L126 177ZM138 176H139V178H138ZM144 176V177H143ZM166 176V177H165ZM198 176V177H197ZM202 176V177H201ZM226 176V177H225ZM229 176V177H228ZM232 177V179H231V177ZM238 176V177H237ZM246 176V177H245ZM256 176V177H255ZM95 177V178H94ZM121 177H123V178H121ZM135 177V178H134ZM182 177V178H181ZM190 177V178H189ZM201 177V178H200ZM227 177H228V180H227ZM235 177V178H234ZM242 177H243V179H242ZM254 177V178H253ZM1 178V179H2ZM172 178V179H173ZM200 178V179H199ZM240 180H239V179ZM257 178V179H256ZM1 180V182L3 181L4 182V180ZM109 179L107 180V181H109ZM150 179V180H149ZM194 179H196V180H194ZM207 179V180H208ZM245 179V182H243V180ZM262 179V180H261ZM20 180H22V178L20 179ZM126 180H127V182H126ZM143 180V181H142ZM145 180H147V181H145ZM233 180V181H232ZM234 180H238V181H234ZM256 180V181H255ZM66 181V180H65ZM60 182V179H57V181H56V183H58V184H60L61 186H63V184H65L66 182H68V181H66V182ZM89 181H91V182H89ZM145 181V182H144ZM163 181V182H162ZM178 183H177V182ZM189 181V182H191V181H193V183L191 182V184L189 185V183L188 184H186L187 182ZM201 183H200V182ZM228 181H230V182H228ZM248 181V182H247ZM250 181V182H249ZM261 181V182H260ZM130 182V183H129ZM138 182H140V183H137ZM143 182V183H142ZM198 182V183H197ZM211 182V183H210ZM234 182V183H233ZM238 182V183H237ZM87 183V184H86ZM161 183V184H160ZM196 183V184H195ZM246 183H247V185H246ZM251 183V184H250ZM260 183V184H259ZM35 184V183H34ZM201 184V185H200ZM227 184V185H226ZM230 184V186H228ZM232 184V185H231ZM253 184H255V185H253ZM257 184V185H256ZM31 186L33 185V183L32 184H30ZM60 185L58 186V190L60 189L59 187H60ZM190 187H189V186ZM198 185V186H197ZM211 185V186H210ZM251 185V186H250ZM263 185V186H262ZM31 186H29L28 188H31ZM136 186V187H135ZM191 186H194L193 188L191 187ZM229 188H228V187ZM0 187H1V185H0ZM79 187V188H78ZM83 187V188H82ZM107 187V186H106ZM138 187V188H139ZM168 187V188H167ZM178 187V188H177ZM186 187V188H185ZM231 187V188H230ZM237 187V188H236ZM241 187V188H240ZM251 187V188H250ZM94 188V187H93ZM131 188V189H130ZM162 188V189H161ZM177 188V189H176ZM210 188V189H209ZM213 188V189H212ZM77 189H75V190H77ZM157 189V190H156ZM165 189V190H164ZM186 189V190H185ZM189 189V190H188ZM195 191H194V190ZM199 189V190H198ZM233 189V190H232ZM262 190V192H261V190ZM102 190V191H101ZM118 190H120V191H118ZM130 190V191H129ZM154 190V191H153ZM181 190V191H180ZM201 190H202V192H204L203 194L204 195H201L200 196V194L202 193L201 192ZM229 190V191H228ZM235 190V191H234ZM242 190V191H241ZM244 190V191H243ZM153 191V192H152ZM156 191V192H155ZM185 192V193H183V192ZM189 191V192H188ZM192 191V192H191ZM230 191H231V193H230ZM238 191V192H237ZM102 192H104V193H102ZM195 192H196V195H195ZM198 192V193H197ZM222 192H223V194H222ZM260 192H261V194H260ZM106 193V194H105ZM113 193V194H112ZM117 193V194H116ZM128 193H130V194H128ZM177 193V194H176ZM191 193V194H190ZM210 193H208V194H210ZM97 194V195H96ZM102 194H105V195H103V198L105 199H103V198H101V201L103 202L104 201V203H101V204H99V205H96L97 206V208H96V206H91L92 204H93V202L96 200V199H98V197H100ZM108 194V195H107ZM111 194V195H110ZM133 194V195H132ZM162 194V195H161ZM165 194V195H164ZM179 194V195H178ZM181 194V195H180ZM186 194V195H185ZM197 194H199L198 196H197ZM222 194V195H221ZM229 194V195H228ZM3 195H5V191L3 190L2 192H0V200L2 201L3 199H4V196ZM128 195H132L131 196V198L129 197L128 199H129V203H131L130 204V206H131V208L129 209V208H124V207H126L125 205L127 204V202H125L126 200H128V199H126V200H124L125 199V197H127ZM221 195V197H219ZM224 195V196H223ZM263 195V197H261ZM106 196H108V197H106ZM156 196V197H155ZM165 196V197H164ZM174 196H175V198H174ZM186 196V197H185ZM193 197V201H192V203H188V201L187 200H185L186 198L188 199V197ZM203 196V197H202ZM223 196V197H222ZM258 196V197H257ZM95 197V198H94ZM97 197V198H96ZM106 197V198H105ZM159 197V200L162 198V200H161V202H160V207L162 208V212L161 211H158L159 209H157V207H156V203H154V198H158ZM167 197H169V198H167ZM200 197V199H196V198H199ZM27 198L28 199H30L31 197H30V195L28 196V197H26L23 201H22V204H21V209H23L25 206H26V203H28V202H26L27 201ZM72 198L73 197H70V199H69V201L70 200H72ZM262 198V199H261ZM95 199V200H94ZM103 199V200H102ZM109 199V200H108ZM133 199H135V200H133ZM164 199V200H163ZM166 199H168V200H166ZM221 199V200H220ZM260 199V200H259ZM122 201V200H124V201H122V203L124 204H122V203H120V202H118V201ZM130 200H132V201H130ZM144 200V201H143ZM199 200V201H198ZM246 200V201H247ZM87 201H88V203H87ZM133 201H135V202H133ZM221 201V202H220ZM224 201V202H223ZM256 201V202H255ZM13 202V201H12ZM45 202V201H44ZM43 202V203H44ZM47 202V201H46ZM45 202V203H46ZM114 202V203H113ZM118 202V203H117ZM163 202H165L164 204H163ZM167 202V203H166ZM82 203H84V205L82 204ZM87 203V204H86ZM152 203V204H151ZM257 203H259V204H257ZM24 204V205H23ZM120 205V209H118L119 208V205L118 206H115V205ZM138 204H139V209L141 208H143L142 210L140 209V210H138V212L135 214V215H133V216H129V217H127V219L125 218V216H127L132 210H134V209H136L137 207H138ZM141 204H143V206L141 205ZM146 206H145V205ZM256 204V205H255ZM142 207H141V206ZM147 205H149V206H147ZM155 205V206H154ZM161 205H163V206H161ZM193 205L195 206V208L193 207ZM23 206V207H22ZM90 206H91V208H90ZM124 206V207H123ZM154 206V207H153ZM188 206V207H187ZM191 206H192V208H191ZM60 207V206H59ZM57 208V213H58V211L60 210V209H62L63 207H62V205H61V207L60 208ZM114 207V208H113ZM149 207V208H148ZM79 208V209H78ZM96 208V209H95ZM124 208V209H123ZM146 208V209H145ZM155 208V209H154ZM194 208V210H192ZM116 209V210H115ZM127 209V210H126ZM149 209V210H148ZM151 209V210H150ZM157 209V210H156ZM147 210V211H146ZM165 210V211H164ZM182 210V209H181ZM188 210V211H187ZM123 211H125V212H123ZM142 211V212H141ZM155 211H158V213L156 212L155 213ZM170 211V212H169ZM172 211V212H171ZM227 211V210H226ZM114 212V213H113ZM141 212V213H140ZM145 212V213H144ZM152 212L154 213V216H151L152 215ZM164 212V213H163ZM229 212V211H228ZM228 212H227V214H228ZM119 213V214H118ZM125 213V214H124ZM161 213V214H160ZM173 213H175L176 215H177V217H176V215L175 214H173ZM252 213H255V211H252ZM257 213V212H256ZM256 213L255 214H253V215H256ZM180 216H179V215ZM221 215L222 216V218H221V216H218V217H216V221L215 220H213L210 224H209V226L208 227H211V228H213V226L215 227V229L216 228H218V227H220L222 224H224V223H227V222H229V221H232L233 220V218L234 217H231L230 216V212H229V214L228 215ZM147 215V216H146ZM161 215V216H160ZM170 215V216H171ZM252 215V216H253ZM113 216H115V217H113ZM227 218H226V217ZM259 216H261L260 218L262 219V220H264V214L262 215H260L259 214ZM259 216H255L254 218L257 220L258 218L257 217H259ZM117 217V218H116ZM122 217H124V219L122 218ZM148 217V218H147ZM220 217V218H219ZM249 217H251V216H249ZM164 218V219H165ZM217 218H218V220H217ZM53 219H56V218H54L53 217ZM172 219H169V221L168 222H166V226H165V224H163V226H165L166 228V230H168V228L170 229L171 228V226H173V223L175 222V221H173ZM228 219V220H227ZM230 219V220H229ZM232 219V220H231ZM261 219H258V222H259V220L261 221V222H259V223H263L264 221H262ZM172 220V222H170ZM31 221L32 222H34V220L33 219H31ZM52 221H54V220H52ZM52 221H50V222H52ZM137 221V222H136ZM215 221V222H214ZM222 221V222H221ZM172 224H170V223ZM129 223H127V224H125V227L126 226H128V224ZM132 223H134V224H132ZM129 224V225H130ZM170 224V225H169ZM217 224H219V225H217ZM111 225V226H110ZM167 225H169V226H167ZM132 226V227H133ZM163 226H161V227H159L158 229H160V230H157L156 232H154L153 234H151L150 235V237H152L151 239H152V242H151V240L148 238V240L150 241H146V245H147V250H149V251H147V259H146V255L144 256V258H142L143 259V261H140L139 262V264L141 263V264H153V262H154V264H160V263H158L157 261H159V257H158V253H159V248L157 247V246H155V242L158 240V239H162V237L164 238V233H166L165 232V229H162V227ZM259 226V225H258ZM47 227H48V225L46 226V227H44L43 228V230H46L47 229ZM153 226L151 225L150 226V228H146L147 230H150L151 228H152ZM164 228V227H163ZM112 229V228H111ZM200 230V229H199ZM162 231V232H161ZM4 232V231H3ZM117 232V231H116ZM116 232H110V233H108L105 237H103L102 238V240H101V244H103L102 245V247L104 248V245L106 246V244L109 242V243H111L112 242V240H113V238L112 237H114V234L116 233ZM144 232L145 231H143V230H141L140 229V231H137L136 233H134L137 237H139V236H142L143 234H144ZM5 233V232H4ZM4 233H2V234H4ZM94 233V232H93ZM113 235H112V234ZM210 233V234H209ZM208 233V235H209V237H211L212 236V234L214 235L215 234V231L213 230L212 231V233L211 232H209ZM99 234L100 233H98V234H96V233H94V235H92V238H93V236H95L96 238L99 236ZM139 234V235H138ZM142 234V235H141ZM108 235H110V237H108ZM157 235V236H156ZM208 235L206 236V238L207 239H203V240H205V241H203L202 240V245H201V243L200 244H198V243H194V242H187V247H185V248H182V250H179L180 252H176V250H178L179 249V247H177V248H172V252H171V254L170 255H172V256H169V257H167V260H165L164 262H161V264H168V263H173V264H181V262H183L182 264H199V260H201L200 258H198L199 256H197V254H198V252H203V254L206 256V254H208L209 253V251H210V248H208L209 247V244H208V242L209 241H211V240H209L208 241ZM161 236V237H160ZM156 237H157V240H156ZM249 237V238H248ZM250 237L251 236H243V237H241V238H243V240L241 239V238H239V240L237 241V240H235V241H233V242H230V243H227V246L228 247H226V246H223V248H227V251L226 250H224L223 248H221L222 249V253H223V251H224V254H222V256L219 258V260L215 263V264H226V261H228L227 263H229V264H239L240 262H241V260L243 261V259H241V258H246L247 256H248V254H250V251H251V249H252V251L253 252H255V251H257V248L259 247V242H258V244H257V241H254L253 243L251 242L250 244L249 243H247L248 242V240H250ZM96 238H94V239H96ZM107 238V239H106ZM94 239H91V240H89L88 241V243H92L93 241H94ZM111 239V240H110ZM153 239H155L154 241H153ZM111 241V242H110ZM243 241V242H242ZM205 242V243H204ZM241 244H240V243ZM247 244H249L250 246H251V249H250V246L249 245H247ZM154 243V244H153ZM209 243H211V242H209ZM123 245H119V246H121V247H123V246H125V242L124 243H122ZM135 244L136 243H133V246H130V248L129 249H133L134 248V246H135ZM149 244V245H148ZM207 245V246H206ZM248 246L247 248L249 249H244V247L243 246ZM258 245V246H257ZM236 248V250H234L235 248ZM241 246V247H240ZM157 247V248H156ZM183 247V246H182ZM199 247V248H198ZM232 247H233V249H232ZM242 247H243V249H242ZM256 247V248H255ZM154 248V249H153ZM193 248H195V249H193ZM225 248V249H226ZM260 248V249H259ZM258 248V250H259V252L261 253L260 255H263V253H264V248L263 247H259ZM262 248H263V250H262ZM156 249V250H155ZM157 249H158V251H157ZM174 249V250H173ZM176 249V250H175ZM203 249H205V250H203ZM233 251V252H231V250ZM120 247H118V249L113 253V255L111 256V258H109V260H108V263H112V262H114V264H118L119 262V264H127V262H125V263H123L122 261H117V262H115V260H117V258H119L121 255L119 254V253H121L120 251ZM186 250H188V251H186ZM191 250V251H190ZM201 250V251H200ZM262 250V251H261ZM151 251V252H150ZM156 251V252H155ZM196 251V252H195ZM207 251V252H206ZM225 251L227 252V253H225ZM251 251V252H252ZM158 252V253H157ZM175 252V253H174ZM186 252H188V253H186ZM193 252V253H192ZM258 251H257V253H259ZM117 253V254H116ZM173 253V254H172ZM196 253V254H195ZM211 253V252H210ZM154 254V255H153ZM186 254V255H185ZM192 254V255H191ZM194 254V255H193ZM237 254V255H236ZM120 255V256H119ZM223 255H224V258H222L223 257ZM231 255V256H230ZM242 257H241V256ZM115 256V257H114ZM174 256V257H173ZM175 256H177V257H175ZM179 256H180V258H179ZM235 256V257H234ZM86 257V258H85ZM92 257V253L91 254H89V255H87V256H84L83 258L84 259H86L87 261L90 259V258ZM192 257H194V258H192ZM229 257V258H228ZM238 259H237V258ZM263 257H264V255H263ZM148 258H150L151 260H149ZM179 258V259H178ZM227 258V259H226ZM240 258V259H239ZM184 259V260H183ZM223 259H224V261H223ZM226 259V260H225ZM61 260V259H60ZM59 260V261H60ZM114 260V261H113ZM148 260V261H147ZM171 260V261H170ZM199 262H198V261ZM230 260V261H229ZM132 261V260H131ZM223 261V262H222ZM130 262V261H129ZM147 262V263H146ZM185 262V263H184ZM193 262V263H192ZM234 262H236V263H234ZM129 264V263H128ZM208 264H212L211 262L210 263H208ZM241 264H242V262H241Z\"/></svg>", "mask_w": 264, "mask_h": 264}]
</instances>
